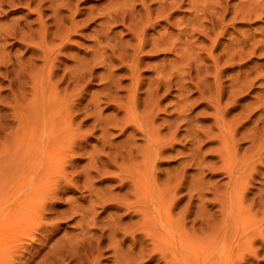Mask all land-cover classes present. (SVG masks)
Listing matches in <instances>:
<instances>
[{
	"label": "rangeland",
	"instance_id": "374dc122",
	"mask_svg": "<svg viewBox=\"0 0 264 264\" xmlns=\"http://www.w3.org/2000/svg\"><path fill=\"white\" fill-rule=\"evenodd\" d=\"M5 1L3 0L2 3L0 2V12L3 8V13H0V36L5 40V42H3V39L0 38V42L2 41L0 43V49L2 50L3 48L0 55V63H4L9 69L7 67L4 68V64L3 67L2 65H0V264H4L5 261L7 262V264H124L123 262H125V264H264V197H262L264 196V78H262L264 77L262 76L264 75V50H262L264 49V43H260V40H264V14L260 13L264 12V10H261L264 9V5H262L264 4V0H223L224 3L221 0H219L221 1V3L218 2V0H215V4H213L211 0H178V5H176L175 2L177 0H170L171 2L169 0H161V2H158L157 0H136V2L138 1V3L141 1L140 3L143 8H141V6L135 2L137 4L136 5L134 3L135 0H80L79 3L77 2L78 0H66L68 3H72L73 1H75V6L72 5L74 4V2L72 4H68L65 3L66 1L63 2V0H60L61 3H65V8H68L67 6L71 5L69 9L74 8V12H72L73 10L71 9V11L69 9L68 10L70 11V14L72 12V14L74 13L77 17L73 15V17L70 16L68 10L65 11L64 7L61 8V3L59 2V0H50L48 2L47 0H45L46 3L44 2V0H36L37 3L39 1L38 4L35 0V2L31 0L26 3L27 5L24 4L26 2L25 0H18L17 3V0H13V6L11 4V0H9L10 3H7L8 0ZM21 1L23 3H21ZM122 1L128 4L122 5ZM147 1H149L150 5ZM151 1H154L155 3L157 1L158 5L154 2L153 4ZM32 2H34L36 5ZM41 2L43 3V5ZM56 2L60 3L59 5L57 4V6L60 7L58 8V10H60L59 12L57 10H54V8L57 9V6L51 5L54 8L50 7V3L55 5ZM111 2L114 4H112ZM131 2L135 4L133 9L131 8L132 4H129ZM164 2L165 6H163ZM172 2L175 3L174 5L176 6L175 7L173 5L174 7L172 8V10H174L172 12L177 13L171 12L170 6L172 5H170V3ZM6 3L11 5L8 6ZM119 3H121V5ZM183 3L184 5H182ZM218 3L220 6L218 5ZM4 4L7 6H5ZM17 4L21 5V7H18ZM144 4H147L150 8L154 9L152 10V12H154L152 14L154 15H156V10L153 7L156 6L157 8V6H159L158 8L161 9L160 13H158L157 11L158 16L155 17H159V19H157L160 22L158 20L157 21L161 25L155 20H153L154 22L152 23L154 25L158 23L156 26L151 23L152 19H154L155 17H153L154 15L151 14L150 8L146 9L147 6H145ZM167 4L170 6H168V8H165L167 7ZM205 4L206 7L208 6L210 8L201 7L205 6ZM224 4L227 6L224 7ZM45 5L48 6V9L43 8V6L46 7ZM78 5L79 7H77ZM117 5L122 6L121 10H119L120 8H117ZM215 5L217 9H215ZM257 5H262L261 9L259 7V9L257 10ZM36 6L37 8L41 6V10L39 8L38 10ZM228 6L231 10H229ZM190 7H192L193 10L190 9ZM218 7L226 8V10L220 8L222 10L221 11ZM49 8L53 10L54 14ZM112 8H114L113 12L117 11V14L115 12L110 13L112 11ZM123 8L125 9V11L128 10L126 8H131V10H133L135 14L131 13L132 11L130 9L129 10L131 12L128 10L127 13L123 14ZM139 9L142 12L139 11ZM165 9H168V11H170V14L168 13L170 16L166 14L167 10ZM202 9H205V11L207 9L208 13L206 12V14L204 11V14L202 12ZM236 9H240L241 12L239 10L235 12ZM249 9H254L255 11H250ZM106 10L108 11L106 12ZM135 10L138 11L137 17H135L137 15ZM210 10L212 11L211 13ZM219 10L222 12L221 16H223V18L221 19L222 21H217L218 23H220L219 21L222 22L220 23L221 27L217 26V21L215 22V20L218 19L217 17H219L218 15L221 13L218 12ZM54 11H57L59 14H61V12L64 13L65 16L63 15V13L60 15L61 19H59V23L61 21H64L61 23V25L63 26L65 23V26L70 30H67V28L64 26L67 31L62 36V33L56 31H48V28L46 29V27H48L49 25V27L51 26L49 30L54 29L58 31L59 27H61L59 31H65L62 26L58 25V20L56 21L58 24H53L55 20L58 19L57 17H59L58 13V15L55 16L56 13ZM215 11L218 12L216 13L217 15H215ZM226 11L232 12L230 14ZM244 11H246L245 15L243 13ZM252 11L253 14L251 15ZM99 12L102 14H100ZM129 12L131 14L130 19L136 21L137 24L135 23L134 25H130V23H132L133 21H129L130 19L127 18L128 16H125L129 14ZM145 12H147V14L149 15L147 17L150 18L146 17L147 14H145ZM238 12L239 14H237ZM76 13L80 16H78ZM118 13L120 14V18L122 17V13L125 20L124 21L123 18H121V23H117L119 25L121 24V26L115 24L116 22H120V20H117L119 19V17L116 16L118 15ZM233 13H235L236 15ZM37 14L40 15L37 16ZM99 14L100 16H98ZM105 14H107L108 16L114 14V16H111L112 21H110V16L108 17ZM143 14H145V16H143V19L145 17L144 22L146 20L148 21L149 19L151 20H149L148 23L151 24V26L149 25L151 28L147 26L148 24L146 25V29H149L146 30V38H149V40L147 39L146 43L148 41L151 42H148V44H146L147 46L145 45L146 47L142 49L143 53H141L142 51L140 52V50L138 49H136V51L129 50L130 47L134 48L132 47V45L134 46L135 42H137L136 38H134L135 36H131L129 32L131 31L132 35H134L135 33H137V30L138 32L140 31V28L137 29L136 27L139 25L137 19L139 18V21L141 20L140 23H143V19H140L142 18V16L140 17V15ZM150 14L152 16H150ZM162 14H164V16H168V21L166 17L163 18ZM208 14L210 15V17H208L207 19L206 15ZM101 15H104L106 17H104L106 20L101 17ZM159 15H161L166 23L163 22V19ZM211 15L215 18L214 20L211 19ZM233 15H235L236 17ZM247 15L249 16V21L247 20L248 17L246 18ZM40 16L41 18H39ZM51 16H55V20ZM62 16H64V19L67 18L66 16L70 17V19L67 18L68 21L70 20V22L62 19ZM87 16L88 18H90L89 16H92L94 17V19L91 17V19L93 20L90 19L91 21H89ZM115 16L117 18H115ZM132 16H134L136 19H134ZM237 16L239 18H237ZM241 16L243 18L245 17V20L242 19ZM125 17L127 19H125ZM169 17L176 19L174 21ZM201 17L204 18L202 22ZM224 17H227V19H225ZM36 18L37 20L39 19L38 22L36 21ZM192 18L193 21H191ZM231 18L234 19L235 22L231 20ZM42 19L46 22V24ZM87 19L88 21H86ZM188 19L189 21L184 22ZM196 19L198 20V23L196 22ZM13 20H16L15 23L13 22ZM75 20L79 22L77 23ZM171 20L175 23L173 22L170 24ZM11 21L14 24H17L18 27L16 28L13 24L15 28L12 29L13 26L11 24ZM42 21L44 22V27L46 30V32L44 30V33L46 34L42 35H46L44 37H46V40L48 38L47 41L41 35V30L44 29V27L41 29L43 24ZM208 21L210 22V25ZM226 21L228 22L229 26L228 24H226ZM232 21L234 23H232ZM72 22H76V24H79L78 26H76L77 29L76 27H74V29L72 28L74 24ZM105 22L107 25H111V28L110 25L108 26V28L110 29L105 28L107 27V25L104 24ZM207 22L208 24H206ZM20 23H23L21 24L23 25V28H26L24 27L25 24L29 23V25H27L26 29H23L22 27H20ZM37 23L38 27L39 23L41 25V30L39 29L40 32L38 31L39 36L36 33V29H38V27L36 26ZM102 23L103 25H105L103 26L105 29L101 27ZM113 23L115 25H112ZM182 23H184L183 28L185 29L182 28ZM214 23H216V25ZM10 24L12 27L10 26ZM172 24L174 25L171 26ZM197 24H200V26H198ZM55 25L56 27H58L54 28ZM203 25L207 26L203 27ZM230 25L232 26V29L230 28ZM28 26H31V30H28ZM134 26L137 29L136 31ZM208 26H212V31H210L209 29L211 33L209 31L206 32L208 30L207 28H209ZM124 27H128L129 32ZM131 28L134 29L132 30ZM195 28H200L199 31L202 29L203 31H205L204 29H207L205 32L200 31V33L203 32V37L205 39L202 37V35H198L199 33L194 32L196 30ZM213 28H219V31L215 32L216 41L218 43L217 45L216 41H211V36L213 37V39L215 37V35L213 34ZM17 29L26 30L24 31L25 33H23L25 36H20L23 34H16L18 31ZM33 29H35V33H33ZM99 29L102 30V34L99 32ZM180 29L182 31V34L180 33ZM188 29L190 31H188ZM223 29L224 32L220 31ZM6 30L8 33L10 32L12 34L15 33L14 31H16V33L13 34L15 35V37L13 36L12 38V36H10L11 34L8 35V33L5 32ZM23 30L21 31L23 32ZM103 30L106 31V34L108 32L107 30L112 31L108 32L111 34L108 37L111 38L106 37L109 34L104 36ZM214 30L216 31L218 29ZM3 31L9 37H7L4 33V35H1ZM27 31L30 32L29 38L26 37ZM199 31L197 30L196 32ZM236 31H240L241 33H237ZM47 32L49 34H47ZM50 32L52 33L50 34ZM183 32H194L195 34L192 33V35H187ZM225 32L227 33L226 37L224 36L226 35ZM165 33H167L168 35ZM207 33H210V37L207 36ZM216 33L219 34L220 38ZM221 33H223V35H221ZM185 34L191 38L187 37ZM211 34H213L214 36ZM238 34H240L241 36H239ZM151 35L154 36H152L151 38L153 40V43L152 40H150ZM165 35H167V37ZM172 35H176L177 37L176 40H174L177 41L175 42L177 43L175 45L173 43V39H175V37L173 38ZM182 35H184L183 37L185 39L186 37L189 38L190 41H188V39H186L187 41H185L183 37L181 38ZM243 35H248L249 37H251H248L250 42L247 41V39H242ZM161 37L164 39H168L173 47H177L178 52H174L175 55L173 54V50L175 48H171V46L167 43H157L160 41ZM206 37L208 39H211L210 41L212 42V44H210L211 42L209 43V40L206 39ZM233 37L238 39L237 41H239V43L241 44L234 41ZM240 37H242L241 39L243 41L240 39ZM15 38H17L16 40H18V42H16ZM103 38H105L106 40H103ZM220 39L223 41H221ZM239 39L241 40V42ZM251 39H255L257 40V42L255 40V42H253ZM198 40H201L200 43H198ZM96 41L98 44L96 43ZM102 41H104L103 44ZM154 41H156L155 44ZM192 41L198 42H195V44ZM258 41L260 44L258 43ZM104 43L107 44L105 45ZM223 43L224 46L222 45ZM242 43L245 44H243L244 46H247L249 44L255 47L256 45V51H254L253 46L252 48L251 46L250 48L248 46V48L245 47V49L247 48L248 50L253 49L254 52L251 51L253 53L251 54L250 50H244ZM123 44H128L129 48L125 47V50L123 47H120ZM220 44L222 45V47H220ZM116 45H120L118 47L119 49L123 48L120 51V54H122V51L124 50L125 52H127V54H129L130 57L127 56L125 58L122 57L123 55L118 56V51L114 53L112 49L114 48L115 50L116 48L117 50L118 48ZM149 45L152 47L155 46V48L162 47V49L164 46V49L163 51L162 49H154L153 52V48ZM209 45L210 47H212L210 48ZM215 45L217 46V48ZM259 45H261L262 47H259ZM33 46L35 47L33 48ZM38 46H40L41 51L40 49L38 50ZM169 46L170 48H168ZM234 46L235 48H233ZM199 47L200 49L202 47V49H197ZM236 47H238L239 51L242 50L240 52H243V50L246 51L244 52V54L246 53L247 56L245 57V55L242 53L240 55V52ZM187 48L188 50H190L187 51L191 52L193 56L188 55L191 53H186L185 50ZM208 48L210 49L207 52ZM183 49H185V53H183ZM167 50H169L168 53ZM180 50L182 52H180ZM193 50H200L198 52L200 56L196 51L193 52ZM222 50L224 51L222 52ZM227 50L230 51L227 53ZM231 50H236L235 52L233 51L234 53H232L234 55L229 54ZM32 51L33 54L35 52L34 56H32ZM124 51L123 54L126 55ZM210 51L212 54H210ZM247 51L250 53V58L248 57L249 54L247 53ZM42 52H44L46 55L41 54ZM220 52L223 54H229L232 57L236 56V54H238L239 52L240 57L239 55L237 57V59H239L240 61L239 65L238 62H236V57L231 58L229 56L228 58L227 55L224 54L223 59L222 54H220L222 58L218 54ZM184 54L185 56L186 54L187 56H189L187 58L191 57L190 60H188L189 62L191 61V64L193 61V68H188L190 63L188 62V65H186V62H184L187 61ZM216 54H218L217 59L215 58L216 56L214 57V55ZM112 55L122 57L123 59L115 57L116 59H120V61H122L118 62V60H115L114 58L113 60L115 64L112 60V63L110 65V58H113ZM177 55L178 57L181 56V59L184 61L181 60L182 62H178L180 58L178 59ZM196 55H198V57ZM128 57L130 59L127 60ZM142 57L144 59H142ZM199 57L201 58L199 59ZM1 58L3 62L1 61ZM124 58L125 62H123ZM137 58L139 59V62ZM207 58L209 59V61ZM226 58L229 59L230 62H228L229 60H227ZM96 59L98 60V62H96ZM136 59L137 61H135ZM140 59H142L141 62ZM219 59L221 60V63H219ZM231 59L232 63L235 60V63L237 64L232 65ZM129 60L130 63L128 65ZM214 60L217 61V63L214 62ZM15 61H17V65L26 67V70H28V72L21 66H17L15 64ZM43 61L46 62L45 66L43 64ZM101 61L103 63L104 61H106V63L103 64ZM210 61H212L211 64H218V66L216 65V67L215 65H212V67H215H213L215 71L218 70V72L216 71L215 73L216 76L211 74L212 72L210 70L213 68L208 67H211ZM29 62H33L31 63L33 65L32 67H30L31 65H28L30 64ZM99 62H101L102 64L100 65ZM107 62H109V66L107 65ZM133 62H135L136 65L133 64ZM177 62L180 64L182 63L181 65L183 66L181 67ZM222 62L223 65L226 63H229L230 65L226 64L224 65V67L222 65ZM120 63L121 66L119 65ZM138 63H142L141 67H139ZM174 63L177 67H174ZM203 64H205L206 66ZM220 64L222 67L220 66ZM124 65H128L129 68ZM133 65L138 67L137 70L140 71H138L139 76L136 69L133 68ZM122 66L124 67L121 68ZM130 66H132L133 70H129V73V71H125L124 68L126 67L127 70L130 69ZM18 67L20 68V70ZM179 67H181V69ZM206 67L208 69H206ZM253 67L255 68L253 69ZM182 68H185L184 70L187 69V72H190L194 76L193 77L190 73L188 74V79H191L193 82L190 80L191 82L189 83V80L186 77L187 74H185L186 71H183ZM191 68L192 70H190ZM239 68L246 69L244 70V73H246L244 74V76L242 75L243 70ZM4 69L9 71L6 73ZM79 69L80 71H78ZM156 69L159 71H157ZM205 69L206 72L208 70L209 74L212 76L205 74ZM180 70L184 73L183 78L186 77V83L188 84L184 83L185 79L182 80L181 84H178L176 82L178 80L181 81L182 79L181 75L183 74L181 72L179 74ZM21 71H23V73L25 71V73L23 74ZM74 71L76 73L87 72L88 75L87 73H80V77L81 75L83 76V74L85 75L83 76L85 78H80L79 76H77V74H74ZM161 71H163L164 74ZM166 71L167 76L171 77H168L170 80L168 78V80L166 78V80L163 79L164 77H167L165 75ZM170 71H174L173 73H171L173 76L169 73ZM239 72L240 75L238 74ZM18 73H20L21 75ZM174 73L178 77L176 75L174 76ZM17 74L19 75L20 80L18 79L19 77ZM109 74L111 75V77ZM195 74H197V76ZM255 74L258 76V79H256ZM22 75L25 77L24 79L22 78ZM74 75L80 78V80L76 78L78 79V81H76V79L74 81ZM129 75H133L137 78L139 77L138 80H141L140 84H142L139 87H142L134 88L133 83L135 85V80L137 79H134L133 81L134 77H131ZM160 75L163 76V78H161V80H163L161 81V83L171 82L173 84L165 83L166 85L163 84L165 87L161 86L160 88V85H162L159 81L160 78H158ZM205 75L207 76L205 77ZM217 75H219V78L217 77ZM237 75L241 77L239 78L237 77ZM155 76L159 80L156 79ZM190 76L192 77L190 78ZM198 76L203 77L205 83L202 82V84L200 81V79L202 78L200 77V79H198ZM14 78L15 80H13ZM247 79L250 80L249 83L247 82ZM12 80L14 82L17 80L18 82L16 81L14 83ZM194 80L196 82L198 80V82L196 83L194 82ZM221 80L223 84L221 83ZM107 81L108 83H106ZM155 81L160 85H155ZM142 82H144V84ZM150 82H153L154 85H151ZM112 83L115 87L112 86ZM182 83H184L185 85H182ZM244 83H248L249 85L247 84L248 86H245L246 84ZM130 84L132 89L130 87V91H127L126 88L128 89V86H130ZM168 84L170 85L168 86ZM219 84H222L223 86H218ZM109 85L112 86L113 89H111ZM171 85H173L172 89ZM200 85L203 88H206L201 89ZM152 86L154 88L156 86L154 90L156 91L158 97L154 98L158 103L156 101H153L154 99H152L153 97L152 95H150L152 94L150 93V91L152 92L153 89ZM181 86H184L182 87L183 89L186 87V89L179 91L181 89ZM212 86H214V89H212ZM107 87L109 88L107 89ZM169 87L170 91L172 90L171 92L169 90H165V88L169 89ZM189 88L193 92H191ZM194 88H197L199 90L201 89L202 91L194 90ZM109 89H111V91L115 90L114 93L112 92L113 96L111 95ZM106 90L108 92H106ZM116 90H119L120 93ZM157 90L160 93H158ZM185 90L189 92L186 93ZM210 90L212 92V95L215 93V97H212ZM219 90L221 92H218L217 94V91ZM231 90H233L234 92L230 94L229 92H231ZM155 91L153 92L154 94ZM183 91L186 94L183 93ZM198 91L200 93V96L202 97L201 99H203L204 96H209L208 98L205 97L206 100L203 99L205 100V103L201 101V99L197 96V94L199 95V93H197ZM227 91L229 94L227 93ZM202 92H206L207 94L209 93L211 96L209 94L205 95V93ZM235 92H238V94ZM145 93L149 94L147 95V98H145ZM165 93H167L168 95ZM219 93L220 96H218ZM104 94H106V97L108 95L107 100L105 99L106 97H104ZM128 94L131 95L128 96ZM184 94L185 96L182 97V95ZM187 94L188 96L190 95V99ZM201 94H203L204 96H202ZM138 95L140 96V98ZM221 95L224 96L221 97ZM118 96L121 99L125 96L128 97H125L124 100H121L120 98H118ZM149 96H151V99H148ZM196 96L198 97L199 101ZM109 97L113 98L109 99ZM218 97H220V99L223 98L221 99L222 102ZM116 98H118L120 102ZM126 98L128 100H126ZM132 98H134V102L132 101ZM209 98H211V100ZM111 99H113L114 101L117 100V102H114ZM191 99H194L195 102H193V100ZM142 100H144V103H142ZM147 100H151L150 103L153 101L154 104L152 102L151 106L149 101ZM180 100L182 103H180ZM187 100L193 102L192 105L194 106L190 104V101L187 102ZM131 101L133 103H131ZM200 101L203 102L202 105ZM211 101H213L214 103H211ZM105 102L107 103L104 104ZM146 102H148L149 104L148 107L151 106L152 108H148ZM183 103L185 105L183 106L184 108L182 107ZM132 104L134 106H130ZM210 104L211 106H209ZM215 104L217 107L215 106ZM156 106H159L160 108H158V110L156 109L157 111L155 110ZM254 106H256L257 109ZM132 107L136 108L133 109L134 111L136 110L135 113L132 110L133 114L130 113ZM202 108L205 113L202 111ZM119 109H121V111ZM185 109L189 111L186 113ZM216 109L218 110L217 112H215ZM146 111L151 114H149L148 112L146 113ZM201 112H203L204 114H202ZM153 113L157 115H153ZM209 114L210 118L208 116ZM149 115L153 116L152 119H150L151 116L149 117ZM215 116L216 119L218 117V122H214L216 120ZM182 118H188V123L187 121H185L186 123H184L183 121V124L181 121L184 119ZM175 119L179 121L181 120L180 122L178 121L179 124L175 122ZM136 125L138 127H136ZM169 126L170 128H168ZM177 127L178 129H176ZM253 128H255L256 130H261L255 131ZM137 129L139 131H137ZM198 130H200V132L203 131L201 132L202 134L198 133ZM258 131L259 133H256ZM253 134H255V137ZM249 135H253V138H249ZM256 135L259 136V140H257ZM252 139L254 140V142L252 141ZM259 141H261L260 144ZM107 146L111 150V153ZM258 149L260 151H258ZM160 151L161 155L160 153H158ZM219 153L223 156L221 157ZM109 154L111 156L110 158L112 162L114 161L115 163V159H117V167L114 166L116 164L112 163L109 160L110 158L108 159ZM48 155L51 157H49ZM112 157L115 159H112ZM219 157L220 160L218 159ZM106 160L108 162H106ZM92 161H95L93 163L95 164L94 167L99 163L101 165H105L106 168L104 166L103 170V167L100 169L101 166L97 165L99 168H95L100 169V173H96L98 172V170L96 171V169L91 166ZM96 161H98L97 164ZM110 165L112 166V168ZM111 173H116L118 176L116 174H112L113 176L109 175ZM109 176L111 177L109 178ZM124 178L125 180L128 179L126 180L127 182L125 181L126 183L123 182ZM128 181H130L131 184H129L130 182ZM140 183H143L144 186ZM90 186L92 190L96 192V194L98 192V194H100V192L104 194L109 191L108 193L104 194V196L108 194V200L103 196V194L102 196L100 195V197L105 198L106 201L104 199H101L98 194L96 195L94 192H92V190L89 188ZM129 187L130 189H133L131 191L132 194L129 192ZM139 187L142 189H140ZM84 188L89 191H85ZM103 190L108 191L104 192ZM125 190H129V201H126L128 200V198H126L128 194ZM240 191H242L241 194H238L240 193ZM46 192H48V194H46L45 196ZM89 192L92 194H89ZM124 192H126L127 195ZM115 193H119L118 196L120 194L124 195V200L123 198H121V195L119 196L118 200V196ZM142 194H144L145 196ZM131 195L134 196L132 197ZM239 195H242V198H240V200H243L240 201L241 204L239 203V201L237 203V200H239ZM85 196L86 199L84 200V202L83 198H85ZM91 196L92 198L94 197L93 199L91 198L93 202L95 201L94 204L91 203L92 201H90ZM97 196L99 197V199ZM160 196L165 197L161 198ZM44 197L45 202L40 203L42 202V199L44 201ZM95 197L97 200L95 199ZM113 199L115 202L117 200L118 203H120L119 201L121 200H123V202L126 201V203H116L118 206L120 205L118 207L116 204H114V201V203L112 202ZM139 199L142 200L140 201ZM77 201L80 204L77 203ZM96 201L98 203H96ZM87 202L91 205L93 204V212L95 214L91 211L93 210L92 206L91 208L90 206L87 207L89 205L87 204ZM131 202H135V204ZM84 203L87 205H85ZM129 203H131L132 206H129L128 208V206L126 207V205H130ZM39 204L44 205L38 208L37 206ZM95 204H97L98 206ZM158 205L160 206V208H162V211L166 212L162 213ZM71 206L72 209H70ZM101 206H103L104 208H102ZM75 207L79 210H77L76 213L74 212L77 216L72 213L75 218L77 217L76 219L72 214L69 213V211H75ZM130 207H133V212L131 211ZM86 208H90L86 212L88 216H86L85 214ZM125 208L126 210L123 211V209ZM157 208L160 210H157L159 213L158 220V217L156 216L158 214L156 211ZM142 209L144 210L141 212ZM67 210L68 213H66ZM89 210L90 213L92 212L91 216L93 215V219L92 221L90 220L89 222L88 220L87 223H85L87 218L91 219V216L89 218ZM102 210L104 211L102 212ZM136 210H138L139 212ZM78 212L79 216L81 214H84L83 216L81 215L84 219L78 216ZM167 212H169V214ZM108 216H110L109 219L106 218ZM95 217L98 219L96 220ZM151 217H154L153 219L155 220H152ZM80 218L83 221H79L78 219ZM102 218H105V221H103ZM111 219L114 221V227L116 226L119 231L118 229L116 231L114 227H111L113 225L109 224V222H113L110 221ZM139 219H141V223ZM166 219L168 220L166 221ZM145 220L146 222L148 220L151 222L145 224ZM11 221L14 223V225L9 224ZM78 221L82 223L84 222V226L79 224ZM97 221L101 225H99ZM106 221H109L107 222L109 225L106 223ZM116 221L117 223L119 222L118 225L116 224ZM93 223H95L98 232H102L101 235L97 232ZM85 224H87V226H85ZM90 224L92 225L88 227V225ZM107 225L112 229L107 227ZM83 227L88 228H86V230L83 229ZM102 227H107V229H110V231L107 229H103L105 231L104 232L101 229ZM80 228L83 230H80ZM98 228H100L101 231ZM90 229L91 231L87 233L86 231H89ZM84 230L86 232V234H84L85 236L82 234V232L85 233ZM107 231L110 235L107 233ZM114 232L116 237H114ZM90 233L93 237L89 235ZM87 234L92 239L96 238L98 235L102 238L99 237L98 239L97 237L99 242H97V239H93V241L91 239L88 240L89 237L87 236ZM143 234H148V236H145ZM104 235L105 239L103 238ZM107 235L109 236V238L111 236V239L114 243L116 242L115 245H113L114 243H112L111 239H107ZM82 236H84L85 239ZM81 238H83L84 240ZM100 239H103L104 242ZM78 240H82L80 241L81 243ZM94 240L96 241V243ZM83 242L85 244L88 243V245H85ZM90 242L92 244L94 243L93 245H97L96 247H98L97 249H100L99 252H101V254L97 249H94V251L91 250L92 248H95V246L91 247ZM110 242L112 243L111 245L115 246V248L117 245L118 248H113L112 250L111 248L113 246L109 245ZM76 244H79L80 247L78 248L79 245ZM98 245L100 246V248ZM87 246L89 250L84 248ZM101 249L103 252L101 251ZM69 251H71L72 253ZM87 252L88 254L86 256L85 254ZM116 252L119 255L121 253V256L117 255L116 257ZM89 253H92L93 255H89Z\"/></svg>",
	"mask_w": 264,
	"mask_h": 264
},
{
	"label": "bare ground",
	"instance_id": "6f19581e",
	"mask_svg": "<svg viewBox=\"0 0 264 264\" xmlns=\"http://www.w3.org/2000/svg\"><path fill=\"white\" fill-rule=\"evenodd\" d=\"M2 1H3V0H2ZM2 1L0 0L1 3H2ZM4 1H5V0H4ZM12 1H13V0H11V4H12ZM23 1H24V0H23ZM25 1H26V2H25L24 4L27 5L26 3L29 2V1H31V0H28V1L25 0ZM33 1H34V0H33ZM35 1H36V0H35ZM35 1H34V2H35ZM48 1H50V0H47V2H48ZM61 1H62V0H61ZM61 1L59 0L60 3H61ZM65 1H66V0H63V2H65ZM70 1H71V0H70ZM75 1H76V0H75ZM75 1H73L74 4H72L73 2H72V3H68L67 1H66L65 3L72 4V5L75 6ZM79 1H80V0H78L77 2L79 3ZM107 1H109V0H107ZM128 1H129V0H128ZM128 1H127V2H128ZM130 1H133V0H130ZM138 1H139V0H138ZM138 1L136 2V0H135L134 3L136 2L138 5L141 6V8H143L142 5H141V3H140L141 1H140L139 3H138ZM143 1H144V0H143ZM149 1H150V0H149ZM149 1H147L148 4H149ZM154 1H155V0H154ZM154 1H153V2H154ZM157 1H158V2H161V0H157ZM157 1H156V3H155V2H154V3L157 4V3H158ZM169 1H170V0H169ZM173 1H175V0H173ZM180 1H181V0H180ZM200 1H201V0H200ZM207 1H208V0H207ZM211 1L213 2V4H215V2H216L217 0H216V1H215V0H211ZM214 1H215V2H214ZM221 1L223 2V0H221ZM221 1L218 0V2H220V3H221ZM226 1H227V0H226ZM5 2H6V1H5ZM8 2H9V0L7 1V3H8ZM17 2H18V0L16 1V3H17ZM19 2H20V1H19ZM34 2H32V3L35 4ZM44 2L46 3L45 0H44ZM122 2H123L122 5H123V4H126V5L128 4V3H125L124 1H122ZM147 2H146V3H147ZM151 2H152V1H151ZM153 2H152V3H153ZM166 2H167V1H166ZM170 2H171V1H170ZM175 2H176V5H178V3H179L178 0L175 1ZM177 2H178V3H177ZM196 2H197V1H196ZM257 2H258V1H257ZM7 3H6V4H7ZM9 3H10V2H9ZM16 3H15V6H16ZM21 3H23V2L21 1ZM36 3H37V1H36ZM38 3H39V1H38ZM38 3H37V4H38ZM41 3H42V2H41ZM60 3H57V2H56L55 5H53V4L50 3V7H52V6H57V4L59 5ZM65 3H64V4H65ZM107 3H108V2H107ZM109 3H110V2H109ZM111 3H112V2H111ZM134 3H132V2L129 3V4H132V5H131V6H132V7H131L132 9H133V7H134L135 4H136V3H135V4H134ZM152 3H151V5H152ZM154 3H153V4H154ZM205 3H206V2H205ZM223 3H224V2H223ZM259 3H260V1H259ZM259 3H258V4H259ZM11 4H10V5H11ZM47 4H48V3H47ZM62 4H63V3H61V5H60L61 8L64 7V4H63V5H62ZM68 4H66V5H68ZM112 4H114V3H112ZM119 4L121 5V3H119ZM133 4H134V5H133ZM137 4H136V5H137ZM142 4H143V3H142ZM168 4H169V2H168ZM168 4H167V7H165V8H168V6L172 5V6H170L171 8L169 7V8L171 9V12H172V11L174 10V9L172 10V8L175 6V5H174L175 3L172 2V3H170V5H168ZM180 4H181V3H180ZM180 4H179V5H180ZM225 4H226V3H225ZM225 4H224V7L227 6V5H225ZM228 4H229V3H228ZM256 4H257V3H256ZM261 4H262V3H261ZM4 5H5V4H4ZM7 5L10 6L9 4H7ZM7 5H5V6H7ZM13 5H14V3L12 4V6H13ZM22 5H23V4H22ZM35 5H36V4H35ZM42 5H43V3H42ZM51 5H52V6H51ZM66 5H65V6H66ZM76 5H77V3H76ZM115 5H116V4H115ZM120 5H117V6H118L117 8H120L119 10H121V8H122V6H120ZM144 5H145V4H144ZM149 5H150V4H149ZM157 5H158V4H157ZM159 5H160V4H159ZM173 5H174V6H173ZM182 5H184V3H183ZM190 5H191V4H190ZM218 5H219V3H218ZM218 5H217V6H218ZM221 5H222V4H221ZM262 5H264V4H262ZM262 5H261V6H262ZM15 6H14V7H15ZM17 6H18V7H19V6L21 7V5H18V4H17ZM30 6H31V5H30ZM45 6H46V5H45ZM70 6H71V5H70ZM70 6L68 5V6H67L68 8H65V7H64V8H65L64 10L67 11V10L69 9ZM74 6H72V7H74ZM128 6H129V5H128ZM128 6H127V7H128ZM145 6H147L146 9L150 8L147 4H146ZM145 6H144V7H145ZM163 6H165V2H164V5H163ZM219 6H220V5H219ZM244 6H245V5H244ZM257 6H258V5H257ZM261 6L256 7L257 10L259 9V7H260V9H261ZM25 7H26V6H25ZM40 7H41V6H40ZM40 7H38V8L41 10ZM47 7H48V6H46V7L43 6V8H45V9H46ZM60 7L57 6V9L54 8V7H52V8H54V10H57V11L59 12L60 10H58V8H60ZM77 7H79V5H78ZM106 7H108V6H106ZM111 7H112V5H111ZM124 7H125V6H124ZM151 7H152V6H151ZM158 7H159V6H157V8H156V6L153 7V8H155V10H156V11H155V14H156V15L152 14V13H154V12H152V10H154V9L150 8L151 14L154 15L153 17L158 16V13H160V10H161V9H159ZM175 7H176V6H175ZM201 7H202V8H205V7H206V4H205V6H201ZM207 7H208V6H207ZM207 7H206V8H207ZM221 7H222V6H221ZM221 7H218V8L220 9ZM36 8H37V6H36ZM38 8H37V9H38ZM43 8H42V9H43ZM102 8H103V7H102ZM114 8H116V7H114ZM114 8H112V11H111L110 13L113 12V9H114ZM131 8H126V9H128V10L130 9V10H131ZM141 8H140V9H141ZM208 8H210V7H208ZM228 8H229V6H228ZM228 8H227V9H228ZM39 9H38V10H39ZM47 9H48V8H47ZM49 9H51V8H49ZM70 9L73 10L74 8H70ZM70 9H69V10H70ZM108 9H109V8H108ZM140 9H139V11H141ZM157 9H159V10H157ZM178 9H179V7H178ZM180 9H181V8H180ZM190 9L193 10L192 7H190ZM215 9H217L216 5H215ZM215 9H214V10H215ZM221 9H225V10H226V8H221ZM221 9H220V10H221ZM2 10H3V8H2ZM2 10H1V12H0L1 14L3 13ZM38 10H37V11H38ZM43 10H44V9H43ZM51 10H52V9H51ZM51 10H50V11H51ZM62 10H63V9H62ZM69 10H68V11H69ZM71 10H70V11H71ZM79 10H80V9H79ZM115 10H116V9H115ZM128 10H127V11H128ZM130 10H129V11H130ZM136 10H137V9H136ZM136 10H135V12H136V14H137L138 11H136ZM142 10H144V9H142ZM165 10H167V12L165 11L166 14H168V13L170 14V11H168V9H165ZM195 10H196V9H195ZM195 10H194V11H195ZM199 10H200V9H199ZM211 10H212V9H211ZM211 10H210V13L213 11V10H212V11H211ZM220 10H219L218 12H221V11H222V10H221V11H220ZM229 10H231V9L229 8ZM238 10L240 11V9H236L235 12H237ZM246 10H247V8H246ZM249 10H250V9H249ZM251 10L255 11L254 9H251ZM251 10H250V11H251ZM261 10H264V9H261ZM57 11H54V12L56 13L55 16L59 14ZM65 11H64V12H65ZM70 11H69V15H70V16H72V15L75 16L74 13L72 14V12H74V10L71 12V14H70ZM103 11H104V10H103ZM107 11H108V10H106V12H107ZM109 11H110V10H109ZM123 11H124V12H122L123 14L127 13V11H125L124 8H123ZM131 11H132V12H131ZM131 11H130L131 13H134L133 10H131ZM148 11H149V10H148ZM157 11H158V13H157ZM175 11H176V9H175ZM204 11H205V9H204V10L202 9V12H203V13H204ZM207 11H208V10L206 9L205 13H206ZM253 11H252V13H251V12H249V13H251V15H252V14H253ZM76 12H77V11H76ZM114 12H115V11H114ZM114 12H113V13H114ZM130 12H129V14L125 15L126 17L128 16V17H127L128 19H130V17H131ZM141 12H142V11H141ZM143 12H144V11H143ZM162 12H163V11H162ZM192 12H193V11H192ZM218 12L215 11V15H217L216 13H218ZM226 12H228V11H226ZM231 12H232V11H230V12H228V13L231 14ZM240 12H241V11H240ZM245 12H246V11L243 12L244 15L246 14ZM257 12H258V11H257ZM38 13H40V12H38ZM42 13H43V12H42ZM52 13H53V10H52ZM57 13H58V14H57ZM62 13H63V12H61V14H62ZM99 13H100V12H99ZM115 13L117 14V11H116ZM122 13H121V16H122L121 18L124 17ZM148 13H150V12H148ZM172 13H177V12H172ZM199 13H200V12H199ZM205 13H204V14H205ZM207 13H208V12H207ZM207 13H206V14H207ZM210 13H209V14H210ZM213 13H214V12H213ZM260 13L264 14V12H260ZM260 13H259V14H260ZM53 14H54V13H53ZM53 14H52V15H53ZM61 14H59V17H60V18L57 17L58 19H56V20L54 19L55 16H51V17H53V19L55 20V22L58 20L57 22L59 23V21H60L59 19H61V16H60ZM76 14H77V13H76ZM80 14H81V12H80ZM90 14H91V13H90ZM100 14H102V13H100ZM100 14H99L98 16H100ZM134 14H135V13H134ZM134 14H133V15H134ZM140 14H142V13H140ZM145 14H147V12H145ZM145 14L140 15V17L142 16V18H140V19H143V16H145ZM151 14H150V16H152ZM169 14H168V15H169ZM200 14H201V13H200ZM209 14H208V15H209ZM221 14H222V12L218 15L219 17H217L218 19H216L215 22H216L217 20H221V19L223 18V16H221ZM233 14H235V13H233ZM237 14H239V12H238ZM255 14H256V13H255ZM39 15H40V14H37V16H39ZM44 15H45V14H44ZM63 15H64V13H63ZM69 15H68V16H69ZM77 15L80 16L79 14H77ZM82 15H83V14H82ZM105 15H107V14H105ZM112 15L114 16V14H112ZM112 15H111V16H112ZM119 15H120V14L118 13V15H116V16L119 17ZM162 15H163V18H165V17L167 18V17H168L167 15H166V16H164V14H162ZM192 15H194V14H192ZM196 15H197V14H196ZM208 15H206L207 19H208V17H210V15H209V16H208ZM213 15H214V14H213ZM215 15H214V16H215ZM223 15H224V13H223ZM235 15H236V14H235ZM235 15H233V16H235ZM248 15H249V14H248ZM248 15L246 16V18L248 17L247 20L249 21V16H250V15H249V16H248ZM256 15H257V14H256ZM64 16H65V15H64ZM64 16H62V17H63L62 19H64ZM68 16H66V17L70 19V17H68ZM73 16H72V17H73ZM107 16H108V15H107ZM109 16H110V15H109ZM109 16H108V17H109ZM111 16H110V21H112V20H111V19H112ZM116 16H115V18H117ZM134 16H135V15H134ZM134 16H132V17H133L134 19H136L135 17H137L138 14H137L135 17H134ZM147 16H149V15L147 14L146 17H147ZM159 16L161 17V15H159ZM169 16H170V15H169ZM233 16H232V17H233ZM239 16H240V15H239ZM257 16H258V15H257ZM260 16H261V15H260ZM43 17H44V16H43ZM72 17H71V18H72ZM75 17H77V16H75ZM89 17H90V18H88V16H87V18L89 19V21H91V20L94 19V17H92V16H89ZM91 17H92L93 19H91ZM101 17L104 18L105 16H104V15H101ZM126 17H125V19H127ZM172 17H173V15H172ZM172 17H169V18L175 21L176 18L173 19ZM191 17H192V16H191ZM202 17H203V16H202ZM202 17H201V18H202ZM204 17H205V15H204ZM215 17H216V16H215ZM235 17H236V16H235ZM241 17H242V16H241ZM241 17H240V18H241ZM255 17H256V16H255ZM255 17H254V18H255ZM39 18H41V16H40ZM67 18H65L64 20H67V21H68ZM105 18H106V17H105ZM105 18H104V19H105ZM121 18L119 17V19H117V20L119 21ZM133 18H132V19H133ZM147 18H150V17H147ZM157 18L159 19V17H155L154 19L151 18L152 21H151L150 19H149V20H150L151 23H152V22H154L153 20L157 21V20H158ZM161 18H162V17H161ZM161 18H160V19H161ZM163 18H162V19H163ZM193 18H194V17H193ZM193 18L191 19V21H193ZM196 18H197V17H196ZM224 18H225V17H224ZM233 18H234V17H233ZM237 18H239V17L237 16ZM244 18H245V17H244ZM244 18L242 17V19H244ZM258 18H260V17H258ZM88 19H87L86 21H88ZM90 19H91V20H90ZM101 19H102V18H101ZM104 19H102V20H104ZM162 19H161V20H162ZM170 19H169V20H170ZM198 19H199V18H198ZM203 19H204V18H202L201 22L203 21ZM205 19H206V18H205ZM211 19L214 20L215 18L212 17V15H211ZM225 19H227V17H226ZM250 19H252V18H250ZM42 20H43V19H42ZM105 20H106V19H105ZM105 20H104V21H105ZM117 20H116V21H117ZM123 20H124V18H123ZM137 20H138L137 22L139 23V25H141V23H142V22L140 23L141 20L139 21V18H138ZM144 20H145V17H144V19H143V23H142V25H141V26H139V25L136 26L137 29L140 28V31H139V32H138V30L136 29V27L134 26V27H135V31L137 30V31H136L137 33H135L134 35H132L131 31H130V32L128 31V27H127V28L124 27V28L127 29V31L129 32V34H130L131 36H135L134 38H136V40H137V42H135L136 40L134 41V42H135V45H134V46L131 44L132 47H134V48H131V47H130L129 50L136 51V49H138V50H140V52H141L142 49L145 48V47L147 46L146 44H148V42H151V41H148V42L146 43L147 39L149 40V38H146V37H147V36H146V35H147V33H146L147 31H146V30L148 29V28L146 29V25L149 23V20H148V21L146 20V21H147V22L145 21L146 23L144 22ZM172 20H171L170 24L174 22V21H172ZM196 20H197V19H196ZM231 20L234 21V19H232V18H231ZM231 20H230V22H231ZM240 20H241V19H240ZM244 20H245V19H244ZM15 21H16V20H15ZM15 21L13 20L14 23H15ZM36 21L38 22L39 19L37 20V18H36ZM43 21H44V20H43ZM43 21H42V22H43ZM75 21H76V20H75ZM104 21H103V22H104ZM113 21H114V17H113ZM124 21H125V20H124ZM129 21H133L132 23H130V25H132V24L134 25V24L136 23V21L131 20V19H130ZM158 21H159V20H158ZM158 21H157V22H158ZM167 21H168V18H167ZM178 21H179V20H178ZM178 21H177V22H178ZM187 21H189V19H188V20H185L184 22H187ZM204 21H206V20H204ZM210 21H211V20H210ZM221 21H222V20H221ZM221 21H219V22L222 23ZM233 21H232V23L235 22V21H234V22H233ZM13 22L11 21L12 26H13V24H14ZM18 22H19V21H18ZM20 22H21V21H20ZM22 22H23V21H22ZM40 22H41V21H40ZM44 22H45V21H44ZM44 22H43V24H42L41 29L44 27ZM53 22H54V21H53ZM55 22H54L53 24H58L57 22H56V23H55ZM62 22H64V21H61L58 25H59V26H62V25H61ZM65 22H66V21H65ZM68 22H70V20H69ZM76 22H77V21H76ZM76 22H72V23H74L73 26H72L73 29H74V27H76V26L79 25V24H76ZM78 22H79V21H78ZM78 22H77V23H78ZM108 22H109V21H108ZM108 22H107V23H108ZM157 22H156V23H157ZM159 22H160V21H159ZM159 22H158V23H159ZM163 22H165L164 19H163ZM182 22H183V20H182ZM196 22L198 23V20H197ZM208 22H209V21H208ZM208 22H207L206 24H208ZM226 22H227V21H226ZM228 22H229V20H228ZM228 22H227L226 24H228ZM236 22H237V21H236ZM16 23H17V22H16ZM24 23H25V22H24ZM33 23H34V22H33ZM72 23H71V25H72ZM88 23H89V22H88ZM114 23H115V22H114ZM114 23H113L112 25H115V24H116V25H118V26H121V24H120V25L117 24V23H121V20H120V22H116L115 24H114ZM125 23H126V22H125ZM125 23H124V24H125ZM158 23H157V24H158ZM165 23H166V22H165ZM168 23H169V22H168ZM168 23H167V26H168ZM174 23H175V22H174ZM194 23H195V22H194ZM194 23H193V24H194ZM220 23H218V21H217V26H220V27H221ZM232 23H231V24H232ZM11 24H10V26H11ZM21 24H23V23H20V25H21ZM31 24H32V23H31ZM35 24H36V22H35ZM45 24H46V22H45ZM68 24H69V23H68ZM104 24L107 25L106 22H105ZM122 24H123V21H122ZM126 24H127V23H126ZM126 24H125V25H126ZM136 24H137V23H136ZM152 24H153V23H152ZM157 24H156V25H157ZM159 24H160V23H159ZM170 24H169V26H170ZM183 24H184V23H182V25H183ZM203 24H204V23H203ZM214 24L216 25V23H214ZM218 24H219V25H218ZM223 24H224V23H223ZM223 24H222V26H223ZM226 24H225V25H226ZM235 24H236V23H235ZM27 25H29V23H28V24H25L24 27L27 28ZM51 25H52V24H51ZM105 25H103V23H102L101 27L104 28L103 26H105ZM109 25H110V24H108L107 27H105V28H108ZM128 25H129V24H128ZM149 25L151 26V24H148L147 26H149ZM153 25H154V24H153ZM153 25H152V26H153ZM156 25H154V26H156ZM160 25H161V24H160ZM173 25H174V24H172L171 26H173ZM197 25L200 26V24H197ZM201 25H202V24H201ZM209 25H210V22H209ZM215 25H214V26H215ZM233 25H234V24H233ZM12 26H11V27H12ZM14 26H15L16 28L18 27L17 24H14ZM14 26H13L12 29L15 28ZM22 26H23V25H21L20 27H22ZM36 26L38 27V23H37ZM40 26H41V25H40V23H39V27H38V29H36L37 32L35 31V29H33V30H34L33 33L36 32V33L38 34V33L40 32V31H39ZM45 26H47V25H45ZM64 26H65V23H64V25L62 26L63 29H65V27H66V26H65V27H64ZM150 26H149V27H150ZM154 26H153V27H154ZM188 26H189V25H188ZM190 26H191V25H190ZM198 26H197V27H198ZM205 26H207V25H205ZM205 26L203 25V27H205ZM212 26H213V25H212ZM212 26H211V27H212ZM228 26H229V24H228ZM234 26H235V25H234ZM11 27H10V28H11ZM30 27H31V26H28V28H29L28 30H31ZM37 27H36V28H37ZM50 27H51V26H50ZM50 27H49V25H48V27H46V29L48 28V31H56V32L62 33L61 36H62L67 30H69V29L66 27L67 30L65 29V31H64V30L62 29L63 32H60L59 30H60L61 27H59V30H58V31H57V30H54V29H53V30H49ZM52 27H54V26H52ZM57 27H58V26H57ZM57 27H56V25H55L54 28H57ZM131 27H133V26H131ZM141 27H142V28H141ZM178 27H179V25H178ZM183 27H184V25L182 26V28H183ZM203 27H202V28H203ZM208 27H209V28L206 27L208 30H207V29H204V30H205V31L207 30L206 32H208L209 29H210V31H212L211 27H210V26H208ZM224 27H225V26H224ZM22 28H23V27H22ZM26 28H23V29H26ZM33 28H35V27H33ZM70 28H71V27H70ZM72 28H71V29H72ZM78 28H79V27H78ZM105 28H104V29H105ZM110 28H111V25H110ZM110 28H108V29H110ZM150 28H151V27H150ZM187 28H188V27H187ZM189 28H190V27H189ZM225 28H226V27H225ZM230 28L232 29V26H231V25H230ZM23 29H21V30H23ZM41 29H40V30H41ZM51 29H52V28H51ZM76 29H77V27H76ZM76 29H75V30H76ZM131 29L133 30L134 28H131ZM183 29H185V28H183ZM190 29H191V28H190ZM195 29H196V28H195ZM199 29H200V28H199ZM199 29H196L195 31H194V29H193V31H194L195 33H199L198 35H202V37H203V36H204L203 32H205V31H203V29L200 30V31H203V32H201V33H202V34H201L200 31H199ZM214 29H218V30L215 31ZM0 30H1V29H0ZM15 30H16V29H15ZM17 30H18V29H17ZM21 30H18L19 32L17 31V33H16V31H14V32H15L16 34H23V33H25L24 31H26V30H23V32H22ZM44 30H45V27H44V29L41 30V31H42L41 35H42V34H46V33H44ZM99 30H100V31H99ZM99 30H98V31L102 34V30H101V29H99ZM129 30H130V27H129ZM148 30H149V29H148ZM153 30H154V29H153ZM197 30H198L199 32H196ZM234 30H235V29H234ZM8 31H10V30H8ZM38 31H39V32H38ZM69 31H70V30H69ZM71 31H73V30H71ZM103 31H104V30H103ZM107 31L109 32L110 30H107ZM183 31H184V30H183ZM186 31H187V30H186ZM188 31H190V30L188 29ZM210 31H209V32H210ZM213 31H214L213 34L215 35V32L219 31V28H213ZM220 31L224 32V29H223V30H220ZM5 32L8 33L7 30H6ZM5 32L3 31L1 35H4V34H5V35L7 36V34H6ZM11 32H12V31H11ZM20 32H22V33H20ZM28 32H29V31L26 32V35H27L26 37L29 38V37H30V36H29L30 32H29V33H28ZM45 32H46V30H45ZM56 32H55V33H56ZM105 32H106V31L103 32V35H104V36H106L107 34H109V35H107L106 37H108V36L111 35L110 33L107 32V34H106ZM110 32H112V31H110ZM181 32H182V31H181V29H180V33H181ZM194 32H192V33H194ZM234 32H235V31H234ZM236 32H237V31H236ZM238 32H240V31H238ZM238 32H237V33H238ZM3 33H4V34H3ZM15 33H13V34H15ZM27 33H28V34H27ZM33 33H32V34H33ZM51 33H52V32H50V34H51ZM55 33H54V34H55ZM67 33H68V32H67ZM100 33H99V35H100ZM133 33H134V32H133ZM156 33H157V32H156ZM183 33H186V32H183ZM192 33H189V32H188V33H186V34H187V35H188V34H189V35H190V34L192 35ZM195 33H194V34H195ZM210 33H211V32H210ZM210 33H209V34L207 33V34H208V35H207L208 37H210ZM225 33H226V32H225ZM232 33H233V32H232ZM240 33H241V32H240ZM9 34H11L10 36H12V38H13V36L15 37V35H13L12 33L9 32L8 35H9ZM47 34H49V33L47 32ZM68 34H69V33H68ZM165 34H167V33H165ZM181 34H182V33H181ZM181 34H180V35H181ZM186 34H185V35H186ZM205 34H206V33H205ZM213 34H211V35H213ZM216 34H218V33H216ZM52 35H53V34H52ZM52 35H51V36H52ZM148 35H149V34H148ZM157 35H159V34H157ZM163 35H164V33H163ZM167 35H168V34H167ZM167 35H165V36L167 37ZM169 35H170V33H169ZM180 35H178V36H180ZM187 35H186V36H187ZM214 35H213V36H214ZM221 35H223V33H221ZM228 35H229V34H228ZM238 35L241 36L240 34H238ZM238 35H237V36H238ZM6 36H5V37H6ZM20 36H25V35L23 34V35H20ZM38 36H39V34H38ZM44 36H46V35H44ZM44 36L42 35V37H44ZM51 36H50V37H51ZM152 36H153V35H151L150 40H152V39H151ZM160 36H161V35H160ZM183 36H184V35H182L181 38H182ZM193 36H194V35H193ZM193 36H192V37H193ZM205 36H206V35H205ZM224 36L226 37V36H227V33H226V35H224ZM224 36H223V39H224ZM235 36H236V35H235ZM7 37H9V36H7ZM42 37H41V38H42ZM48 37H49V36H48ZM153 37H154V36H153ZM170 37H171V36H170ZM172 37H173V38L175 37V39H173ZM172 37H171V38L173 39V41L176 40V38H177L176 35H174V36L172 35ZM187 37H189V36H187ZM187 37H186V39H188V41H190L189 38H191V37H189V38H187ZM197 37H198V36H197ZM200 37H201V36H200ZM218 37H219V34H218ZM231 37H232V36H231ZM244 37H246V38H244ZM248 37H249L248 35H247V36L243 35V38L240 37V39H241V38H242V39H247V41H249ZM252 37H253V36H252ZM0 38L3 39V37H1V36H0ZM10 38H11V37H10ZM17 38H18V37H17ZM17 38H15V40H16ZM45 38H46V37H44V39H45ZM65 38H66V36H65ZM100 38H101V37H100ZM108 38H111V37H108ZM183 38H184V37H183ZM203 38H204V37H203ZM211 38H212V40H211V39H208V38L206 37V39L209 40V43H210L211 41H214V42L216 41V35H215L214 39H213L212 36H211ZM219 38H220V37H219ZM219 38H218V41H219ZM234 38H235V37H233V40L236 41L237 43H239V41H237L238 39H236V38L234 39ZM249 38H251V37H249ZM253 38H254V37H253ZM5 39H8V38H5ZM49 39H50V38H49ZM62 39H64V38H62ZM132 39H133V38H132ZM154 39H157V38H154ZM172 39H171V41H172ZM184 39H185V38H184ZM186 39H185V41H187ZM204 39H205V38H204ZM240 39H239V40H240ZM242 39H241V40H242ZM11 40H12V39H11ZM42 40H43V39H42ZM45 40H46V39H45ZM45 40H44V41H45ZM47 40H48V38H47ZM47 40H46V41H47ZM101 40H102V39H101ZM103 40H106V39L103 38ZM108 40H109V39H108ZM179 40H180V39H179ZM201 40H202V39H201ZM201 40H200V41H201ZM210 40H211V41H210ZM220 40H221V39H220ZM233 40H232V41H233ZM241 40H240V42H241ZM251 40H252L253 42H255V41L257 42V40H255V39H254L255 41H254L253 39H251ZM2 41L5 42L4 39H3ZM2 41H1V42H2ZM62 41H63V40H62ZM132 41H133V40H132ZM198 41H199V40H198ZM198 41H195V42H198ZM200 41H199L198 43H200ZM202 41H203V40H202ZM204 41H205V40H204ZM221 41H223V40H221ZM229 41H230V40H229ZM234 41H233V42H234ZM242 41H243V40H242ZM1 42H0V43H1ZM7 42H8V41H7ZM16 42H18V40H16ZM103 42H104V41H102V44H103ZM106 42H107V41H106ZM128 42H131V41H128ZM155 42H156V41H154V44H155ZM175 42H177V41H174V42H173L174 45L177 44V43H175ZM192 42L195 43L194 41H192ZM230 42H231V41H230ZM236 42H235V43H236ZM249 42H250V41H249ZM261 42L264 43V40H260V43H261ZM96 43H97V41H96ZM125 43H126V42H125ZM136 43H137V45H136ZM152 43H153V40H152ZM157 43H158V44H159V43H161V44H166V43H167V44H169V45L171 46V48L173 47V45L169 42L168 39H164V38H162V37H161L160 41L157 42ZM190 43H191V42H190ZM220 43H221V42H220ZM244 43H245V42H244ZM244 43H242V46H243L244 50H248V49H247L248 47L250 48V46H251V48H252V46H253V45H249V44L247 45V44H246V45L248 46V47H247V46H244V45H245ZM258 43H259V41H258ZM260 43H259V44H260ZM3 44H4V43H3ZM15 44H16V43H15ZM97 44H98V43H97ZM99 44H100V43H99ZM104 44L106 45L107 43H104ZM128 44H129V43H128ZM128 44H127V45H124V44H123L122 46H120V45H119V46H120V47H123V48L125 49V47H126V48H129V45H128ZM133 44H134V43H133ZM150 44H151V43H150ZM179 44H180V43H179ZM195 44H196V43H195ZM210 44H212V42H211ZM217 44H218V43H217V41H216V45H217ZM239 44H241V43H239ZM243 44H244V45H243ZM254 44H255V43H254ZM0 45H1V44H0ZM12 45H13V44H12ZM27 45H28V44H27ZM36 45H37V44H36ZM100 45H101V44H100ZM105 45H104V46H105ZM145 45H146V46H145ZM216 45H215V46H216ZM220 45H221V44H220ZM220 45H219V46H220ZM222 45L224 46V43H223ZM222 45H221L220 47H222ZM227 45H228V44H227ZM230 45H231V43H230ZM3 46H4V45H3ZM29 46H32V45H29ZM98 46H99V45H98ZM110 46H111V45H110ZM116 46H117V48L119 47L118 45H116ZM127 46H128V47H127ZM149 46H150V45H149ZM149 46H148V47H149ZM157 46H158V45H157ZM157 46H156V47H157ZM170 46H169L168 48H170ZM198 46H199V45H198ZM198 46H197V47H198ZM237 46H238V45H237ZM34 47H35V46H33V48H34ZM105 47H106V46H105ZM113 47H114V46H113ZM135 47H138V48H135ZM148 47H147V48H148ZM150 47H152V46H150ZM180 47H181V46H180ZM209 47H210V45H209ZM211 47H212V46H211ZM211 47H210V48H211ZM231 47H232V46H231ZM239 47H241V46H239ZM245 47H247V48L245 49ZM253 47H254V46H253ZM257 47H258V46H257ZM259 47H262V46L259 45ZM0 48H1V46H0ZM29 48H30V47H29ZM110 48H111V47H110ZM123 48H121V49L118 48L119 50H118V49L116 50V48H115L116 51H115L114 48H113L112 51H114V53L118 51V52H119L118 56H119V55H121V56L123 55L122 57H125V58H126L127 56H129V54H127V52H125V51L123 50L124 53H125L126 55L123 54V51H122V54H120V53H121L120 51H121ZM152 48H153V52H154V49H162V47L155 48V46H153ZM165 48H166V47H165ZM173 48H175V47H173ZM178 48H179V47H178ZM193 48H194V47H193ZM210 48H208L207 52L209 51ZM216 48H217V46H216ZM233 48H235V46H234ZM236 48H237V50L239 51L238 47H236ZM243 48H242V49H243ZM255 48H256V45H255V47L253 48L254 51H256ZM35 49H36V48H35ZM39 49H40V46H38V50H39ZM102 49H103V48H102ZM104 49H106V48H104ZM108 49H109V48H108ZM108 49H107V50H108ZM149 49H150V48H149ZM163 49H164V46H163ZM163 49H162V51H163ZM197 49H200V47L197 48ZM201 49H202V47H201ZM201 49H200V50H201ZM205 49H206V48H205ZM223 49H224V48H223ZM240 49H241V48H240ZM253 49H252V50L249 49L250 52L253 51ZM257 49H259V48H257ZM2 50H3V48H2ZM2 50L0 49V55H1V51H2ZM125 50H126V49H125ZM138 50H137V51H138ZM144 50H145V49H144ZM170 50H171V49H170ZM178 50H179V49H178ZM184 50H185V49H183V51H184ZM187 50H188V48L185 50L186 53H187L188 51H190V50H188V51H187ZM200 50H198V51L195 50V51L198 53ZM203 50H204V49H203ZM215 50H216V49H215ZM244 50H243V52H240V51H242V50L239 51V52H240V55H241V53L244 54V52H246V51H244ZM249 50H248V51H249ZM262 50H264V49H262ZM40 51H41V49H40ZM103 51H104V50H103ZM110 51H111V50H110ZM146 51H148V50H146ZM165 51H166V50H165ZM165 51H164V52H165ZM168 51H169V50H167V53H168ZM176 51H177V47L173 50V54H174V52H176ZM185 51H184L183 53H185ZM195 51L193 50V52H195ZM211 51H212V49H211ZM211 51H210V54H212ZM223 51H224V50H222V52H223ZM229 51H230V50H229ZM229 51L227 50V53H228ZM233 51H234V50H233ZM233 51L231 50V52H230L229 54L231 55V54L234 53L236 50H235L234 52H233ZM248 51H247V53L249 54V55H248V57H249V56H250V53H249ZM254 51H253V52H254ZM130 52H132V51H130ZM156 52H157V51H156ZM164 52H162V53H164ZM177 52H178V51H177ZM177 52H176V53H177ZM180 52H182V51L180 50ZM204 52H205V51H204ZM213 52H214V51H213ZM239 52H238V54H236V56H233V57H236L235 59L237 60L236 62H238V65H239V62H240L239 59H237V57H238V55H239ZM37 53H38V52H37ZM46 53H47V52H46ZM102 53H103V52H102ZM112 53H113V52H112ZM112 53H110V54H112ZM128 53H129V52H128ZM132 53H134V52H132ZM137 53H138V52H137ZM141 53H143V51H142ZM149 53H150V52H149ZM149 53H148V54H149ZM159 53H160V52H159ZM171 53H172V52H171ZM188 53H191V52H188ZM188 53H187V54H188ZM202 53H203V52H202ZM202 53H201V54H202ZM225 53H226V51H225ZM225 53H224V54H225ZM236 53H237V52H236ZM32 54H33V51H32ZM34 54H35V52H34ZM34 54H33L32 56H34ZM41 54H45V53L42 52ZM48 54H49V52H48ZM138 54H139V53H138ZM146 54H147V53H146ZM151 54H152V53H151ZM169 54H170V53H169ZM178 54H179V53H178ZM187 54H186V56H185V54H184V56H185V58L187 59V61L182 60V59H181V56L178 57V55H177V57H178V59L180 58V60L178 61V59H177V57H176L177 61L180 62V61L182 60V61L186 62V65H188V62H189V60H190L191 57H190V58H187V57H189L190 55L193 56V54H192V53H191V54H188L189 56H187ZM198 54H199V53H198ZM205 54H206V53H205ZM218 54H219V55L222 54L223 59H224V54H223V53L220 52V53H218ZM218 54L214 55V57L216 56V57H215L216 59H217ZM229 54H225V55H227V57L229 58V56H230ZM251 54H253V53L251 52ZM254 54H255V53H254ZM45 55H46V54H45ZM104 55H105V53H104ZM104 55H103V56H104ZM135 55H136V54H135ZM174 55H175V54H174ZM181 55H182V54H181ZM194 55H195V54H194ZM232 55H234V54H232ZM240 55H239V57H240ZM244 55H245V57L247 56L246 53H245ZM244 55H243V56H244ZM261 55H262V54H261ZM48 56H49V55H48ZM48 56H47V57H48ZM112 56H113V55H112ZM118 56H113V58H110V60H111V61H110V65H111V63H112V60H113L115 57H117V58H122V57H118ZM196 56L198 57V55H196ZM199 56H200V54H199ZM220 56H221V55H220ZM222 56H221V58H222ZM243 56H242V57H243ZM252 56H253V55H252ZM107 57H108V56H107ZM129 57H130V56H129ZM129 57L127 58V60L130 59ZM134 57H136V56H134ZM182 57H183V56H182ZM206 57H209V56H206ZM230 57L233 58L232 56H230ZM245 57H244V58H245ZM45 58H46V56H45ZM105 58H106V57H105ZM105 58H104V59H105ZM108 58H109V57H108ZM125 58H124V61H123V62H125ZM140 58H141V57H140ZM192 58H194V57H192ZM200 58H201V57H199V59H200ZM212 58H213V57H212ZM212 58H211V59H212ZM215 58H214V59H215ZM249 58H250V57H249ZM251 58H252V57H251ZM48 59H49V58H48ZM122 59H123V58H122ZM137 59H138V58H137ZM137 59H136L135 61H137ZM142 59H144V58L142 57ZM142 59H140V62L142 61ZM183 59H184V58H183ZM188 59H189V60H188ZM207 59H208V58H207ZM216 59H215V60H216ZM226 59H227V58H226ZM242 59H243V58H242ZM34 60H35V59H34ZM38 60H39V59H38ZM49 60H50V59H49ZM115 60H118V62H121V61H122V60L120 61V59H116V58H115ZM131 60H132V57H131ZM197 60H198V59H197ZM203 60H204V59H203ZM215 60H214V62L217 63V61H215ZM227 60H229V59H227ZM1 61L3 62L2 58H1ZM106 61H107V59H106ZM106 61H104V63H103L102 61H101V62H102L103 64H105ZM108 61H109V60H108ZM182 61H181V62H182ZM198 61H199V60H198ZM208 61H209V59H208ZM220 61H221V60L219 59V63H221ZM243 61H244V60H243ZM247 61H248V60H247ZM249 61H250V60H249ZM15 62H16L15 64L17 65V61H15ZM47 62H48V61H47ZM94 62H95V61H94ZM96 62H98L97 59H96ZM101 62H99L100 65L102 64ZM138 62H139V59H138ZM178 62H177V63H178ZM190 62H191V61H190ZM190 62H189V63H190ZM199 62H200V61H199ZM211 62H212V61H210V64H211ZM224 62H225V60H224ZM228 62H230V60H229ZM29 63H30V62H29ZM31 63H33V62H31ZM31 63L28 64V65H31L30 67L33 66ZM45 63H46V62L43 61L44 66H45ZM99 63H98V64H99ZM108 63H109V62H107V65L109 66ZM113 63H114V60H113ZM126 63H127V62H126ZM129 63H130V60H129V62H128V65H129ZM142 63H143V62H142ZM142 63H141V64H142ZM231 63H232V59H231ZM233 63H234V64H233ZM233 63H232V65L237 64V63H235V60H234ZM3 64H4V63H3ZM3 64L0 63V65H2V67L5 65V64H4V65H3ZM15 64H14V66H15ZM94 64H96V63H94ZM114 64H115V63H114ZM133 64H135V62H133ZM141 64L138 63L139 67H141ZM178 64H179L181 67L183 66V65H181L182 63H181V64L178 63ZM192 64H193V61H192ZM192 64L190 63L188 68H190V67L193 68ZM226 64L230 65L229 63H226ZM226 64H224V65H226ZM34 65H35V64H34ZM119 65L121 66V63H120ZM122 65H123V64H122ZM128 65H124V66H127V68H129ZM130 65H131V64H130ZM135 65H136V64H135ZM174 65H175V63H174ZM195 65H196V64H195ZM195 65H194V66H195ZM198 65H199V64H198ZM203 65H205V64H203ZM212 65H215V67H216V65L218 66V64H215V63L213 64V63H212V64H211V67H210V66H208V67H209V68H213L214 66L212 67ZM222 65H223V62H222ZM224 65H223V66H224ZM17 66H21V65H17ZM24 66H25V65H24ZM44 66H43V67H44ZM46 66H47V65H46ZM94 66H95V65H94ZM124 66H122L121 68H123ZM172 66H173V65H172ZM205 66H206V65H205ZM220 66H221V64H220ZM0 67H1V66H0ZM6 67H7V66L5 65L4 68H6ZM21 67H22V66H21ZM135 67H136V66L133 65V68L136 69L137 74H138V76H139V72H140V71L137 70L138 67H136V68H135ZM174 67H177V66L175 65ZM181 67H179V68L181 69ZM215 67H214V68H215ZM221 67H222V66H221ZM224 67H225V66H224ZM229 67H231V66H229ZM237 67H238V66H237ZM239 67H240V66H239ZM243 67H244V66H243ZM7 68H8V67H7ZM18 68H19V67H18ZM22 68H24L25 70L27 69L26 67H22ZM192 68H191L190 70H192ZM204 68H205V67H204ZM214 68H213V69H214ZM217 68H218V67H217ZM219 68H220V67H219ZM245 68H246V67H245ZM254 68H255V67H253V69H254ZM2 69H3V68H2ZM8 69H9V68H8ZM124 69H125V71L133 70V69H132V66H130V69H127V70H126V67H125ZM162 69H163V68H162ZM182 69H183V68H182ZM184 69H185V68H184ZM184 69H183V71H186L185 74H187L186 77H187V79H188V78H189V77H188V74H189L190 72H187L188 70H187V69L184 70ZM195 69H197V68H195ZM195 69H194V70H195ZM206 69H208V68L206 67ZM206 69H205V72H206ZM213 69H211V70L209 69V70L212 72V73H211V72H210V73H211L212 75L216 76L215 73H216V71L218 72V70L215 71V69H214V72H213ZM239 69L243 70L242 75L244 76V74H246V73H244V70H246V69H242V68H239ZM4 70H5L6 73L9 71V70L7 71L6 69H4ZM19 70H20V68H19ZM22 70H23V69H22ZM119 70H120V68H119ZM156 70H157V69H156ZM241 70H240V72H241ZM26 71L28 72V70H26ZM78 71H80V69H79ZM82 71H85V70H82ZM125 71H124V72H125ZM138 71H139V72H138ZM157 71H159V70H157ZM222 71H224V70H222ZM247 71H248V69H247ZM249 71H250V69H249ZM256 71H257V70H256ZM18 72H19V71H18ZM21 72L23 73V71H21ZM21 72H20V73H21ZM74 72H75V71H74ZM74 72H73V73H74ZM161 72H163V71H161ZM173 72H174V71H172V72L170 71L169 73L171 74V73H173ZM180 72H181V70L179 71V74H180ZM194 72H195V71H194ZM194 72H193V73H194ZM207 72H208V73H207ZM207 72H206L205 74L210 75L208 70H207ZM240 72L238 73L239 75H240ZM251 72H252V71H251ZM251 72H250V73H251ZM253 72H255V71H253ZM10 73H11V71H10ZM20 73H18V74H20ZM22 73H21V74H22ZM24 73H25V71H24ZM24 73H23V74H24ZM78 73H79V74H78ZM78 73L75 72L74 74H77V76H79L80 73L82 74V73H84V72H78ZM86 73H87V72H86ZM86 73H84V74H86ZM127 73H128V72H127ZM129 73H130V71H129ZM159 73H160V72H159ZM165 73H166L165 75L167 76V71H166ZM181 73L183 74V75H181V76H182L181 81H180V80L176 81L178 84H181L182 80L186 78V77L183 78L184 73H183V72H181ZM196 73H198V72H196ZM18 74H17V75H18ZM21 74H20V75H21ZM84 74H83V76H85ZM131 74H132V73H131ZM134 74H135V70H134ZM163 74H164V72H163ZM163 74H161V75H163ZM190 74H191V73H190ZM203 74H204V72H203ZM220 74H222V73H220ZM223 74H224V73H223ZM25 75H26V74H25ZM87 75H88V73H87ZM90 75H91V74H90ZM109 75H110V74H109ZM161 75L158 77V78H160V80H159L156 76H155V78L158 79V80L160 81V84H162V85L157 84L158 82H156V81L154 82L155 85H156V84H157L158 86L160 85V88H161V86L165 87L163 84L166 83V82H165V83H164V82L161 83V81H163V80H161V78H163V76H161ZM165 75H164V76H165ZM171 75H172V74H171ZM175 75H176V74L174 73V76H175ZM191 75H192V74H191ZM195 75L197 76V74H195ZM207 75H205V77H206ZM212 75H210V76H212ZM248 75H249V74H248ZM253 75H254V74H253ZM255 75H256V74H255ZM22 76H23V75H22ZM22 76H21V77H22ZM74 76H75V75H74ZM83 76L81 75V77H83ZM112 76H113V74H112ZM129 76H131V75H129ZM129 76H128V77H129ZM172 76H173V75H172ZM176 76H177V75H176ZM192 76H193V75H192ZM192 76H190V78H191ZM210 76H209V77H210ZM221 76H222V75H221ZM245 76H246V75H245ZM262 76H264V75H262ZM262 76H261V77H262ZM16 77H17V76H16ZM18 77H19V75H18ZM79 77H80V76H79ZM81 77H80V78H81ZM110 77H111V75H110ZM131 77H134V78H133V81H134V79H137V80H135V85H134V83H133V87H134V88H137V87H139L140 85H142V84H140V83H141V80H138L139 77L137 78V77H135V76H133V75H132ZM131 77H130V80H131ZM141 77H142V76H141ZM168 77H169V76L164 77L163 79H165V78L167 79ZM177 77H178V76H177ZM193 77H194V76H193ZM198 77H199V76H198ZM200 77H201V76H200ZM200 77H199L198 79H200ZM217 77L219 78V75H217ZM237 77L240 78L241 76H238V75H237ZM22 78L24 79L25 77L23 76ZM76 78H78V77L75 76L74 81H75ZM80 78H78V79L80 80ZM83 78H85V77H83ZM169 78H171V77H169ZM169 78H168V79H169ZM172 78H173V77H172ZM195 78H196V77H195ZM201 78H202V79H200V81H201V83H202V82H204V79H203V77H201ZM207 78H208V77H207ZM220 78H221V77H220ZM243 78H244V77H243ZM245 78H246V77H245ZM247 78H248V77H247ZM262 78H264V77H262ZM18 79L20 80V77H19ZM78 79H76V81H78ZM111 79H112V78H111ZM111 79H110V80H111ZM126 79H129V78H126ZM126 79H125V80H126ZM140 79H141V78H140ZM142 79H143V78H142ZM152 79H154V78H152ZM156 79H155V80H156ZM166 79H165V80H166ZM168 79H167V80H168ZM192 79H193V78H192ZM210 79H211V78H210ZM214 79H215V78H214ZM256 79H258V76H257V75H256ZM13 80H15V78H14ZM13 80H12V81H13ZM169 80H170V79H169ZM176 80H177V78H176ZM188 80H189V79H188ZM190 80H191V79H190ZM190 80H189V83L192 81V80H191V81H190ZM202 80H203V81H202ZM205 80H208V79H205ZM211 80H212V79H211ZM218 80H219V79H218ZM247 80H248L247 82L249 83L250 80H249V79H247ZM251 80H252V79H251ZM260 80H261V78H260ZM16 81H17V80H16ZM16 81H15V82H16ZM112 81H113V80H112ZM118 81H119V80H118ZM173 81H174V80H173ZM214 81H215V80H214ZM219 81H220V80H219ZM256 81H258V80H256ZM13 82H14V81H13ZM15 82H14V83H15ZM17 82H18V81H17ZM174 82H175V81H174ZM186 82H187V81H186V79H185V82H184V83H186ZM192 82H193V81H192ZM194 82H196V81L194 80ZM197 82H198V80H197ZM197 82H196V83H197ZM106 83H108V81H107ZM110 83H111V82H110ZM118 83H119V82H118ZM131 83H132V80H131ZM142 83L144 84V82H142ZM150 83H151V82H150ZM150 83H149V84H150ZM154 83L152 82L151 85H154ZM167 83H171V82H167ZM167 83H166V84H167ZM184 83H182V85H183ZM196 83H195V84H196ZM204 83H205V82H204ZM216 83H217V82H216ZM216 83H215V84H216ZM221 83H222V80H221ZM231 83H232V82H231ZM248 83H247V84H248ZM147 84H148V83H147ZM166 84H165V85H166ZM171 84H173V83H171ZM186 84H188V83H186ZM202 84H203V83H202ZM202 84H201V85H202ZM206 84H207V83H206ZM206 84H205V85H206ZM222 84H223V83H222ZM222 84H219L218 86H220V85H222ZM241 84H243V83H241ZM244 84H246V83H244ZM247 84H246L245 86H248V85H249V84H248V85H247ZM251 84H252V83H251ZM110 85H111V84H110ZM110 85H109V86H110ZM151 85H150V87H151ZM169 85H170V84H168V86H169ZM176 85H177V84H176ZM184 85H185V84H184ZM193 85H194V84H193ZM196 85H197V84H196ZM201 85H200L201 89H205V88H206L205 86H204L205 88H203ZM207 85H208V84H207ZM213 85H214V84H213ZM253 85H254V84H253ZM107 86H108V85H107ZM112 86H113V83H112ZM112 86H110L111 89H113V87H115V86H113V87H112ZM172 86H173V85H171V89H172ZM188 86H189V85H188ZM191 86H192V84H191ZM194 86H195V85H194ZM222 86H223V85H222ZM250 86H252V85H250ZM104 87H105V86H104ZM130 87H131V84H130V86H128V89H129ZM141 87H142V86H141ZM141 87H139V88H141ZM152 87H153V86H152ZM182 87H184V86H181V87H180L181 89H180L179 91L186 89V87H185L184 89H183ZM216 87H217V86H216ZM216 87H215V88H216ZM108 88H109V87H107V89H108ZM119 88H120V87H119ZM148 88H149V87H148ZM155 88H156V86H155ZM155 88L153 87L152 92L150 91V93H152V94H150V95H152V97H153L152 99H154L153 101H156V102H157V100H156L155 98L158 97V96H157V94H156V91L154 90ZM160 88H159V89H160ZM191 88H192V87H191ZM197 88H198V87H197ZM197 88H196V89L194 88V90H199V89H197ZM246 88H247V87H246ZM111 89H109V90H110L111 95H112V92L114 93L115 90H112V91H111ZM115 89H118V88H115ZM128 89L126 88L127 91H130V89H129V90H128ZM131 89H132V87H131ZM146 89H147V88H146ZM189 89H190V88H189ZM201 89H200V90H201ZM212 89H214V86H212ZM238 89H239V88H238ZM241 89H242V87H241ZM248 89H249V88H248ZM149 90H151V89H149ZM163 90H164V89H163ZM165 90H169V91H170V87H169V89L165 88ZM187 90H188V88H187ZM200 90H199V91H200ZM244 90H245V89H244ZM246 90H247V89H246ZM116 91L119 92V90H116ZM134 91H135V89H134ZM147 91H148V90H147ZM154 91H155V94L153 93ZM169 91H168V92H169ZM171 91H172V90H171ZM171 91H170V92H171ZM179 91H178V92H179ZM190 91H191V89H190ZM199 91H198L197 93H199ZM201 91H202V90H201ZM203 91H204V90H203ZM222 91H223V90H222ZM225 91H226V90H225ZM235 91H236V90H235ZM242 91H243V90H242ZM242 91H241V92H242ZM248 91H249V90H248ZM106 92H108V91L106 90ZM139 92H140V91H139ZM157 92H158V90H157ZM168 92H167V93H168ZM185 92L188 93L189 91H186V90H185ZM185 92L183 91V93H185ZM191 92H193V91H191ZM191 92H190V93H191ZM194 92H195V91H194ZM206 92H207V91H206ZM206 92H202V93H205V95H208L209 93L207 94ZM208 92H209V90H208ZM214 92H215V91H214ZM214 92H213V93H214ZM218 92H221V91H220V90L217 91V94H218ZM233 92H234V91L231 90V92H229V93L231 94V93H233ZM244 92H246V91H244ZM244 92H243V95H244ZM119 93H120V92H119ZM129 93H131V92H129ZM135 93H136V91H135ZM137 93H138V92H137ZM148 93H149V92H148ZM148 93H145V94H146L145 98H147V95H149ZM158 93H160V92H158ZM163 93H164V91H163ZM167 93H165V94H167ZM186 93H185V94H186ZM197 93H196V94H197ZM210 93H211V95H212L211 90H210ZM227 93H228V91H227ZM229 93H228V94H229ZM235 93L238 94V92H235ZM239 93H240V92H239ZM133 94H134V93H133ZM141 94H143V93H141ZM153 94H154V95H153ZM185 94L182 95V97L185 96ZM193 94H194V93H193ZM214 94H215V93H214ZM214 94L212 95V97L214 96ZM237 94H236V95H237ZM104 95H105L104 97H106V94H104ZM117 95H118V94H117ZM129 95H131V94H128V96H129ZM136 95H137V94H136ZM167 95H168V94H167ZM201 95L204 96L203 94H201ZM209 95H210V94H209ZM211 95H210V96H211ZM224 95H225V94H224ZM224 95H221V97L224 96ZM233 95H235V94H233ZM233 95H232V96H233ZM239 95H240V94H239ZM112 96H113V95H112ZM114 96H116V95H114ZM128 96H125V97H128ZM138 96H139V95H138ZM138 96H137V97H138ZM165 96H166V95H165ZM180 96H181V95H180ZM187 96H188V94H187ZM187 96H186V98H187ZM189 96H190V95H189ZM189 96H188V97H189ZM191 96H192V95H191ZM197 96H198L200 99L202 98V97L200 96V93H199V95L197 94ZM197 96H196V97H197ZM218 96H220V93H219ZM232 96H231V97H232ZM241 96H242V93H241ZM121 97H122V96H121ZM125 97H122V99H121V98L118 96V98H120L121 100H124ZM130 97H131V96H130ZM133 97H134V95H133ZM135 97H136V96H135ZM154 97H155V98H154ZM198 97H197V99H198ZM205 97H206V96H204L203 99L206 100V98H208L209 96H207L206 98H205ZM212 97H211V98H212ZM214 97H215V96H214ZM107 98H108V95H107V97H106L105 99L107 100ZM110 98H113V97H109V99H110ZM118 98H116V99H118ZM139 98H140V96H139ZM190 98H191V97H189V99H190ZM211 98H209V99L211 100ZM218 98L220 99V97H218ZM133 99H134V98H132V101L134 102ZM148 99H151V96H149ZM203 99H201V101H203V102L205 103V100H203ZM221 99H223V98H221ZM221 99H220V100H221ZM83 100H84V99H83ZM106 100H105V101H106ZM111 100H113V99H111ZM118 100H119V99H118ZM126 100H128V99L126 98ZM135 100H136V99H135ZM191 100H193V102H195L194 99H191ZM214 100H215V99H214ZM214 100H213V101H214ZM93 101H94V100H93ZM93 101H92V102H93ZM113 101H114V100H113ZM113 101H112V102H113ZM132 101H131V103H133ZM139 101H141V100H139ZM139 101H138V102H139ZM143 101H144V100H142V103H144ZM147 101H149V103H150L151 100H147ZM153 101H152V102H153ZM183 101H184V100H183ZM189 101H190V100H187V102H189ZM198 101H199V99H198ZM198 101H197V102H198ZM201 101H200V102H201ZM207 101H208V100H207ZM213 101H211V103H214ZM215 101H216V100H215ZM114 102H117V100L114 101ZM119 102H120V100H119ZM119 102H118V103H119ZM152 102L150 103V105L152 104ZM193 102L190 101V104L192 105ZM203 102H201V105H202ZM217 102H218V101H217ZM219 102H220V101H219ZM221 102H222V100H221ZM106 103H107V102H105L104 104H106ZM131 103H130V104H131ZM135 103H137V102H135ZM135 103H134V104H135ZM157 103H158V102H157ZM180 103H182L181 100H180ZM180 103H179V104H180ZM110 104H111V103H110ZM140 104H141V103H140ZM146 104H147V107H148V105H149L148 102H146ZM153 104H154V102H153ZM176 104H177V103H176ZM194 104H195V103H194ZM196 104H199V103H196ZM108 105H109V103H108ZM114 105H115V104H114ZM143 105H144V104H143ZM155 105H156V104H155ZM157 105H158V104H157ZM188 105H189V104H188ZM204 105H207V104H204ZM212 105H213V104H212ZM256 105H257V104H256ZM95 106H97V105H95ZM95 106H94V107H95ZM130 106H134V105L132 104V105H130ZM130 106H129V108H130ZM151 106H152V105H151ZM151 106H150V107H151ZM183 106H185L184 103L182 104V107H183ZM192 106H194V105H192ZM199 106H200V105H199ZM209 106H211V104H210ZM215 106H216V104H215ZM259 106H260V105H259ZM115 107H116V106H115ZM150 107H148V108H150ZM180 107H181V106H180ZM216 107H217V106H216ZM254 107L256 108V106H254ZM86 108H87V107H86ZM123 108H124V106H123ZM123 108H122V109H123ZM134 108H135V107H132L130 113L133 114L132 110H133ZM145 108H146V107H145ZM151 108H152V107H151ZM158 108H159V106H158V107L156 106L155 110H156V109L158 110ZM183 108H184V107H183ZM187 108H188V107H187ZM190 108H191V107H190ZM190 108H189V109H190ZM95 109H96V108H95ZM117 109H118V108H117ZM135 109H136V108H135ZM146 109H147V108H146ZM153 109H154V105H153ZM159 109H160V108H159ZM191 109H192V108H191ZM206 109H209V108H206ZM213 109H214V108H213ZM219 109H220V108H219ZM256 109H257V108H256ZM119 110L121 111V109H119ZM128 110H129V109H128ZM128 110H127V111H128ZM147 110H148V109H147ZM155 110H154V113H155ZM157 110H156V111H157ZM185 110H186V109H185ZM133 111H134V110H133ZM180 111H181V110H180ZM188 111H189V110H186V113H187ZM202 111H203V108H202ZM206 111H207V110H206ZM217 111H218V110L216 109L215 112H217ZM220 111H221V110H220ZM135 112H136V110L134 111V113H135ZM147 112H148V111H146V113H147ZM149 112H150V110H149ZM149 112H148V113H149ZM151 112H152V111H151ZM203 112L205 113V111H203ZM203 112H201V113L204 114ZM154 113H153V115H157V114H154ZM176 113H177V112H176ZM183 113H185V112H183ZM136 114H137V113H136ZM149 114H151V113H149ZM213 114H214V113H213ZM219 114H220V112H219ZM183 115H184V114H183ZM185 115H186V114H185ZM217 115H218V114H217ZM150 116H151V115H149V117H150ZM178 116H179V115H178ZM181 116H182V115H181ZM208 116H209V118H210V114H209ZM212 116H214V115H212ZM149 117H148V118H149ZM152 117H153V116H151L150 119H152ZM156 117H157V116H156ZM220 117H221V116H220ZM176 118H177V117H176ZM212 118H213V117H212ZM221 118H222V117H221ZM182 119H184V120H182V121L180 120L182 123H183V121H184V123H186L185 121L188 120V118H187V119H186V118H182ZM213 119H214V118H213ZM215 119H216V116H215ZM217 119H218V117H217ZM217 119H216L215 121H214V120H213V121L216 122ZM219 119H220V118H219ZM178 121H179V120H176V119H175V122H176L177 124H179ZM180 121H179V122H180ZM223 121H224V116H223ZM217 122H218V121H217ZM184 123H183V124H184ZM187 123H188V121H187ZM220 123H222V122H220ZM212 124H213V123H212ZM141 125H142V124H141ZM210 126H211V125H210ZM134 127H135V126H134ZM136 127H138V126L136 125ZM139 127H140V126H139ZM214 127H215V126H214ZM219 127H220V126H219ZM127 128H128V127H127ZM142 128H143V127H142ZM168 128H170V126H169ZM134 129H135V128H134ZM139 129H140V128H139ZM176 129H178V127H177ZM253 129H254L255 131H257V130L260 131V130L262 129V127H261V129H257V130H256L255 128H253ZM251 130H252V129H251ZM137 131H139V130L137 129ZM140 131H141V130H140ZM198 131H199V132H198ZM198 131H197V132L200 133V134H202L201 132H203V131L200 132V130H198ZM255 131H254V133H255ZM259 131L256 132V133H259ZM195 132H196V131H195ZM204 132H205V131H204ZM206 133H207V132H206ZM195 134H197V133H195ZM203 134H204V133H203ZM250 135H251V134H250ZM250 135H249V138L252 137L253 135H254V137H255V134H253L252 136H250ZM257 135H258V134H257ZM257 135H256V136H257ZM208 137H210V136H208ZM258 137H259V136H257V140L260 139V138H258ZM252 138H253V137H252ZM212 139H213V138H212ZM212 139H211V140H212ZM254 139H255V138H254ZM255 140H256V139H255ZM213 141H214V140H213ZM215 141H216V140H215ZM252 141L254 142L253 139H252ZM253 142H252V143H253ZM260 142H261V141H259V144H260ZM210 143H211V142H210ZM261 144H262V143H261ZM171 146H172V145H171ZM107 147H108V146H107ZM254 148H255V147H254ZM106 149H107V148H106ZM108 149H109V147H108ZM111 149H112V147H111ZM218 149H219V148H218ZM218 149H216V150H218ZM260 149H261V148H260ZM109 150H110V149H109ZM112 151H113V149H112ZM155 151H156V150H155ZM163 151H165V150H163ZM258 151H260V150L258 149ZM110 153H111V150H110ZM112 153H113V152H112ZM158 153H160V155H161V151L158 152ZM214 153H215V151H214ZM156 154H157V153H156ZM156 154H155V155H156ZM215 154H216V153H215ZM107 155H108V154H107ZM107 155H106V159H107ZM219 155H220V153H219ZM48 156H49V155H48ZM216 156H217V154H216ZM220 156L222 157L223 155H220ZM49 157H51V156H49ZM110 157H111V156H110V154H109L108 159H109ZM112 159H115V158L112 157ZM218 159L220 160V157H219ZM109 160L112 162L111 158H110ZM115 160L117 161V159H115ZM116 161H115V163H114V161H113L112 163L116 164V165H114V164H113V165L117 167L118 164L116 163ZM94 162H95V161H92V165H91L92 167H94V165H95V164H93ZM97 162H98V161H96V164H97ZM106 162H108V161L106 160ZM109 163H110V162H109ZM97 165H100V166H101L100 169L103 167V170H104V166H105V165L102 164V165H103V166H102V165L99 164V163H98ZM97 165H96L95 167H98ZM111 165H112V164H111ZM111 165H110V166H111ZM114 166H113V167H114ZM95 167H94V168H95ZM107 167H108V166H107ZM116 167H115V168H116ZM98 168H99V167H98ZM105 168H106V166H105ZM111 168H112V166H111ZM91 169H93V168H91ZM95 169H96V168H95ZM100 169H96V171L98 170V172H96V173H100V172H99ZM224 170H225V169H224ZM229 170H230V169H229ZM227 171H228V170H227ZM101 172H102V170H101ZM230 172H231V171H230ZM227 173H229V172H227ZM112 174H116V173H111V174H109V175L113 176ZM116 175H117V174H116ZM111 176H109V178H110ZM114 176H115V175H114ZM117 176H118V175H117ZM109 178H108V179H109ZM113 178H117V177H113ZM111 179H112V178H111ZM112 180H113V179H112ZM126 180H128V179H126ZM126 180H125V178H124V181H123V180H122V181L125 182ZM141 181H142V180H141ZM123 182H121V183H123ZM126 182H127V181H126ZM126 182H125V183H126ZM128 182H130V181H128ZM135 182H136V181H135ZM137 182H138V180H137ZM129 184H131V182H130ZM129 184H128V185H129ZM137 184H138V183H137ZM140 184H141V183H140ZM142 184H143V183H142ZM142 184H141V185H142ZM89 185H90V184H89ZM126 185H127V184H126ZM121 186H122V185H121ZM124 186H125V185H124ZM132 186H133V184H132ZM139 186H140V185H139ZM143 186H144V184H143ZM143 186H142V187H143ZM84 187H85V186H84ZM122 187H123V186H122ZM140 187H141V186H140ZM140 187H139V188H140ZM89 188L92 190L91 186H90ZM125 188H126V187H125ZM144 188H145V187H144ZM84 189H85V188H84ZM108 189H109V188H108ZM127 189H128V187H127ZM140 189H142V188H140ZM145 189H146V188H145ZM245 189H246V188H245ZM245 189H244V190H245ZM44 190H45V189H44ZM44 190H43V191H44ZM86 190H87V189H85V191H86ZM109 190H110V189H109ZM111 190H112V189H111ZM129 190H130V191H129ZM129 190H128V191L132 194L131 191H132L133 189H132V188L130 189V187H129ZM241 190H242V188H241ZM246 190H247V189H246ZM48 191H49V189H48ZM87 191H89V190H87ZM103 191H104V190H103ZM106 191H108V190H105L104 192H106ZM125 191L127 192V194L129 193L127 190H125ZM92 192H94V191L92 190ZM108 192H109V191H108ZM108 192H106V193H108ZM110 192H111V191H110ZM112 192H113V191H112ZM126 192H124V193L126 194ZM241 192H242V191H240V193H238V194H241ZM94 193L96 194V192H94ZM98 193H99V192H98ZM98 193H97V194H98ZM106 193H104V194H106ZM113 193H114V192H113ZM130 193H129V194H130ZM134 193H135V192H134ZM138 193H139V192H138ZM244 193H245V192H244ZM46 194H48V192L45 193V196H46ZM89 194H92V193L89 192ZM97 194H96V195H97ZM102 194H103V193L100 192V194H98L99 197H100V195L102 196ZM104 194H103V196H104ZM109 194H111V193H109ZM115 194H116V193H115ZM118 194H119V193H117L116 195L118 196ZM127 194H126V195H127ZM129 194H128L127 197H126V198H128V200H126V201H129V196H130ZM96 195H94V196H96ZM120 195H121V194H120ZM120 195H119V196H120ZM142 195H144V194H142ZM88 196H89V195H88ZM119 196L117 197L118 200H119ZM121 196H122L121 198H123V200H124V197H123L124 195H121ZM131 196L133 197L134 195H131ZM144 196H145V195H144ZM83 197H84V196H83ZM97 197H98V196H97ZM99 197H98V199H99ZM104 197H106V199H107V198H108V194L105 195ZM160 197H161V196H160ZM164 197H165V196H164ZM164 197L162 196L161 198H164ZM237 197H238V196H237ZM237 197H236V198H237ZM262 197H264V196H262ZM91 198H92V196L90 197V201H92ZM93 198H94V197H93ZM93 198H92V199H93ZM100 198L105 200V198H102V197H100ZM110 198H111V197H110ZM110 198H109V199H110ZM115 198H116V197H115ZM115 198H114V199H115ZM161 198H160V200H161ZM240 198H242V195H239V200H237V203H238V201H239V203L241 204L240 201H241L242 199L240 200ZM243 198H244V197H243ZM85 199H86V196H85V198H83V201H84ZM95 199H96V197H95ZM111 199H112V198H111ZM111 199H110V200H111ZM114 199L112 200V202L114 201ZM143 199H144V198H143ZM80 200H81V199H80ZM96 200H97V199H96ZM107 200H108V199H107ZM110 200H109V201H110ZM123 200H121V201H119V202L121 203V202H123ZM139 200H140V199H139ZM141 200H142V199H141ZM141 200H140V201H141ZM151 200H152V199H151ZM41 201H42V202H40V203L45 202V197H44V201H43V199H42ZM81 201H82V200H81ZM83 201H82V202H83ZM88 201H89V200H88ZM100 201H101V200H100ZM105 201H106V200H105ZM126 201H124L123 204H125ZM242 201H243V200H242ZM84 202H85V201H84ZM94 202H95V201H94ZM94 202L92 201L91 203L94 204ZM112 202H111V203H112ZM114 202H115V201H114ZM114 202H113V203H114ZM135 202H136V201H135ZM135 202H131V203H134V204H135ZM233 202H234V201H233ZM235 202H236V201H235ZM22 203H23V202H22ZM75 203H76V202H75ZM77 203H79V202L77 201ZM96 203H98V202L96 201ZM116 203H118L117 200H116V202H115L114 204H116ZM120 203H118V204H120ZM131 203H129L130 205H126V207L128 206V208H129V206H132ZM242 203H243V202H242ZM44 204H45V203H44ZM44 204H43V205H44ZM79 204H80V203H79ZM79 204H78V205H79ZM84 204H85V203H84ZM87 204H89L87 207L90 206V208H91V206L93 205V204L91 205V204L88 203V202H87ZM87 204H85V205H87ZM123 204H122V205H123ZM157 204H158V203H157ZM39 205H40V206H39ZM39 205L37 206L38 208L41 207V206H43L42 204H39ZM73 205H74V204H73ZM95 205H97V204H95ZM95 205H94V206H95ZM109 205H110V204H109ZM116 205H117V204H116ZM116 205H115V206H116ZM238 205H239V204H238ZM80 206H81V205H80ZM82 206H83V205H82ZM97 206H98V205H97ZM111 206H112V205H111ZM117 206H118V205H117ZM119 206H120V205H119ZM119 206H118V207H119ZM83 207H84V206H83ZM92 207H93V206H92ZM99 207H100V205H99ZM101 207L104 208L103 206H101ZM121 207H122V206H121ZM158 207H159V209H161V211H162V208H160L159 205H158ZM78 208H81V207H78ZM84 208H85V207H84ZM84 208H83V210H84ZM90 208H88V209H90ZM96 208H97V207H96ZM102 208H101V209H102ZM108 208H109V207H108ZM115 208H116V207H115ZM130 208H131V211H132V208H133V207H130ZM238 208H239V207H238ZM240 208H241V207H240ZM17 209H18V207H17ZM70 209H72V206L70 207ZM74 209H76V207H75ZM88 209H87V208L85 209V210H86V211H85V214H86V212H87ZM92 209H93V210H91V211L93 212V211H94V207H93ZM118 209H119V208H118ZM159 209L157 208L156 211L159 210ZM241 209H242V208H241ZM77 210H78V209H76V210L73 211V212H70V211H69V213H70V214H72V213H74V212L76 213ZM80 210H82V209H80ZM119 210H120V209H119ZM119 210H116V211H119ZM124 210H126V208L123 209V211H124ZM129 210H130V209H129ZM143 210H144V209H142L141 212H142ZM37 211H38V210H37ZM78 211H79V210H78ZM95 211H96V209H95ZM103 211H104V210H102V212H103ZM120 211H121V210H120ZM136 211H138V210H136ZM159 211H160V210H159ZM240 211H241V210H240ZM92 212H91V213H92ZM132 212H133V211H132ZM138 212H139V211H138ZM163 212H166V211H162V213H163ZM66 213H68V210L66 211ZM75 213H74V215H76ZM80 213H84V212H80ZM88 213H90V210L88 211ZM91 213H90V215H89V218H90V216H91ZM93 213H94V212H93ZM134 213H135V212H134ZM134 213H132V214H134ZM143 213H144V212H143ZM157 213H158V211H157ZM167 213L169 214V212H167ZM94 214H95V213H94ZM125 214H126V213H125ZM125 214H122V215H125ZM129 214H130V211H129ZM129 214H128V216H129ZM137 214H138V213H137ZM160 214H161V213H160ZM72 215H73V214H72ZM72 215H69V216H72ZM74 215H73V217H74ZM81 215H82V214H81ZM81 215L79 216V212H78V216L81 217V218H83L82 216H83L84 214H83L82 216H81ZM142 215H143V214H142ZM142 215H141V216H142ZM158 215H159V213H158L156 216L158 217ZM161 215H162V214H161ZM76 216H77V215H76ZM86 216H88V215L86 214ZM94 216H95V215H94ZM99 216H100V215H99ZM113 216H114V215H113ZM134 216H135V215H134ZM139 216H140V214H139ZM154 216H155V215H154ZM79 217H78V218H79ZM92 217H93V215L91 216V219H88V218L86 217L87 220H86L85 223H87L88 220H89V222H90V220L92 221V219H93ZM97 217H98V216H97ZM109 217H110V216H108V217H106V218L109 219ZM114 217H115V216H114ZM118 217H119V216H118ZM142 217H143V216H142ZM142 217H139V218H142ZM145 217H146V216H145ZM74 218H75V217H74ZM76 218H77V217H76ZM76 218H75V219H76ZM81 218L78 219V220L81 221V220H82ZM95 218H96V217H95ZM95 218H94V220H95ZM98 218H99V217H98ZM98 218H96V220H97ZM120 218H121V217H120ZM120 218H119V219H120ZM124 218H125V217H124ZM126 218H127V216H126ZM151 218H152V217H151ZM153 218H154V217H153ZM153 218H152V220H155V219H153ZM83 219H84V218H83ZM102 219H103V221H105V220H104L105 218H102ZM114 219H117V218H114ZM119 219H118V220H119ZM158 219H159V217L157 218V220H158ZM72 220H73V219H72ZM164 220H165V215H164ZM167 220H168V219H166V221H167ZM79 221H78V222H79ZM82 221H83V220H82ZM84 221H85V220H84ZM98 221H99V220H98ZM98 221H97V222H98ZM110 221H113V220L111 219ZM139 221H140V223H141V219H139ZM99 222H100V221H99ZM99 222H98V224L101 225ZM101 222H102V220H101ZM107 222H109V221H106V223H107ZM148 222H151V221L148 220V221L146 222V220H145L144 223L147 224ZM152 222H153V221H152ZM6 223H7V222H6ZM8 223H9V222H8ZM83 223H84V222H83ZM83 223H82V222H79V224H81V225L84 226ZM103 223H104V222H103ZM113 223H114V221L111 222V223L109 222L110 225L113 224ZM120 223H121V221H120ZM9 224H10V225H14V223H13L12 221H11ZM79 224H78V225H79ZM88 224H89V223H88ZM93 224L95 225V223H93ZM107 224H108V223H107ZM109 224H108V225H109ZM116 224L118 225L119 222L117 223V221H116ZM91 225H92V224L88 225V227H90ZM108 225H107V227H109ZM114 225H115V224H113L111 227H114ZM120 225H121V224H120ZM141 225H142V224H141ZM143 225H144V224H143ZM85 226H87V224H85ZM80 227H81V226H80ZM88 227H85V228L83 227V229H86V228H88ZM93 227H94V226H93ZM93 227H92V228H93ZM107 227H106V228L102 227V228H101L102 231H104L103 229L106 230ZM117 227H119V226H117ZM92 228H91V229H92ZM95 228H96V225H95ZM95 228H94V229H95ZM109 228H110V227H109ZM114 228H115L116 231H117L118 228H116V226H115ZM83 229L80 228V230H83ZM91 229H90L89 231H86V232L89 233V232L91 231ZM98 229H100V228H98ZM101 229H100V231H101ZM110 229H112V228H110ZM110 229H107V230L110 231ZM86 230H87V229H86ZM96 230H97V228H96ZM96 230H92V231H96ZM111 231H112V230H111ZM118 231H119V229H118ZM121 231H122V229H121ZM84 232H85V230H84ZM86 232H85V233L82 232V234L84 235V234H86ZM97 232H98V230H97ZM104 232H105V231H104ZM80 233H81V232H80ZM91 233H92V232H91ZM91 233H90L89 235L92 236ZM98 233L101 235L102 232H101V233L98 232ZM107 233H108V231H107ZM112 233H113V232H112ZM112 233H111V234H112ZM108 234H109V233H108ZM145 234H146V233H145ZM145 234H143V235H145ZM89 235L87 234V236L89 237L88 240L91 239L92 241H93V239L96 240L97 237H98V239H99V237H100V236L98 235L96 238H93V239H92ZM102 235H103V234H102ZM109 235H110V234H109ZM118 235H119V233H118ZM80 236H81V234H80ZM84 236H85V235H84ZM84 236H82V237L85 239ZM87 236H86V237H87ZM145 236H148V234L145 235ZM92 237H93V236H92ZM112 237H113V236H112ZM114 237H116L115 232H114ZM114 237H113V238H114ZM83 238H81V239H83ZM100 238H102V237H100ZM103 238L105 239V235H104ZM143 238H144V237H143ZM84 239H83V240H84ZM98 239H97V242H99ZM107 239H111V236H110V238H109V236L107 235ZM144 239H145V238H144ZM95 240H94V241H95ZM100 240H103V239H100ZM78 241H79V240H78ZM80 241H82V240H80ZM80 241H79V242H80ZM92 241H91V242H92ZM111 241H112V239H111ZM123 241H125V240H123ZM84 242H85V241H84ZM84 242H83V243H84ZM86 242H87V241H86ZM88 242H89V241H88ZM91 242H90V243H91ZM103 242H104V240H103ZM80 243H81V242H80ZM95 243H96V241H95ZM112 243H114V242L112 241ZM112 243L110 242L109 245H111ZM115 243H116V242H115ZM115 243H114L113 245H115ZM118 243H119V242H118ZM84 244H85V243H84ZM93 244H94V243H93ZM93 244L91 243V247H92V246H93V247L95 246V248H92L91 250L94 251V249H97L98 247H96L97 245H93ZM76 245H79V244H76ZM85 245H88V243H86ZM100 245H101V244H100ZM113 245H111V246H113ZM118 245H119V244H118ZM98 246H99V245H98ZM79 247H80V245L78 246V248H79ZM108 247H110V246H108ZM84 248L88 249V246H87V247H84ZM89 248H90V247H89ZM99 248H100V246H99ZM113 248L116 249V248H118V246L116 245V248H115V246H113L111 249L113 250ZM73 250H75V249H73ZM79 250H81V249H79ZM88 250H89V249H88ZM91 250H90V251H91ZM97 250H98V252H99L100 249H97ZM66 251H67V250H66ZM95 251H96V250H95ZM101 251H102V249H101ZM115 251H116V250H115ZM117 251H119V250H117ZM69 252H71V251H69ZM102 252H103V251H102ZM71 253H72V252H71ZM71 253H69V254H71ZM99 253L101 254V252H99ZM113 253H114V252H113ZM87 254H88V252H87L85 255L87 256ZM89 255H93V254H92V253H91V254L89 253ZM89 255H88V257H89ZM97 255H98V254H97ZM117 255H118V256H121V253H120V255H119V254H117V252H116V257H117ZM95 256H96V255H95ZM98 256H99V255H98ZM98 256H97V257H98ZM99 257H100V256H99ZM99 257H98V258H99ZM98 258H97V259H98ZM118 258H119V257H118ZM118 263H119V262H118ZM121 263H122V262H121ZM123 263L125 264V262H123ZM4 264H7V262L5 261Z\"/></svg>",
	"mask_w": 264,
	"mask_h": 264
}]
</instances>
